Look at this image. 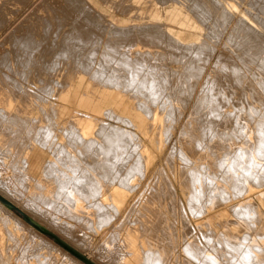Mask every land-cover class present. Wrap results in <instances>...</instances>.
<instances>
[{
    "label": "bare ground",
    "instance_id": "1",
    "mask_svg": "<svg viewBox=\"0 0 264 264\" xmlns=\"http://www.w3.org/2000/svg\"><path fill=\"white\" fill-rule=\"evenodd\" d=\"M3 1V0H2ZM7 1H9V0H4L3 1V3L2 4H0V10H4V6H6V3H7ZM11 1V0H10ZM158 1V0H157ZM162 2V3H169V2H177L178 4L179 3H182L183 4V1L182 2H180V1H178V0H159V2ZM218 1V3H216V2ZM225 1V0H224ZM243 1V0H242ZM263 1V0H262ZM61 2H63V1H61ZM65 2V1H64ZM63 2V3H64ZM158 2V3H159ZM219 2H221V1H219V0H186V5L190 8V10L192 11V12H194L195 13V15H197V17H199L203 22V24H205V23H208L207 25H208V27L207 28H209V31H208V33H207V35H206V38H204L203 39V41H195V40H192V41H189V42H184V41H182L180 38H178V37H176L175 35H173V34H171L168 30H167V28H166V26H165V24L164 23H160V22H155V21H147V22H144V23H136V24H133V25H121V24H119V23H116V24H118L119 26H120V29L122 30V35H121V32H120V34H119V37H121V39L122 38H124V41H128L129 42V44H124L123 43V40H120V41H122V43H119V44H123V45H125V46H127V48H129V49H127L128 51H129V53L126 51V50H124V53H123V51H122V49L120 50V51H122L121 53H123V54H125V56H124V58H123V61H122V64H123V68L121 67V65H120V62H119V66L121 67H117V66H115L116 68H118L117 70H115V68H111V67H107L109 70L111 69V72L109 71L108 73H109V75H108V73L106 74L107 75V78L109 77V80L107 79V82L104 80V79H102V80H104L105 82H106V84L104 85V83H103V85H104V87H106V88H109V90H107L106 92H104L105 94H103V98H104V104H98L97 102H93V101H91V102H89V103H87V102H85V99H83L82 101H80V105H82V106H85V107H92V112L91 113H87V112H84V111H78V110H71L70 112H68V115L67 116H65V118L62 116V113H59L58 111H56V110H58V108L56 109V107L54 106V107H52V108H54L53 109V111H54V114L52 113V116L50 117L49 116V113H48V116L50 117V121H48V126H50V128L52 129H50L49 127V129H50V132L52 133L51 135H50V138H47V137H49V134H48V136L45 138V140H44V143H45V141L47 140V143H48V145H45L46 147H49V148H52L53 147V149H54V151L56 150L57 152H59V157H57L56 155H54V154H52V155H54V156H56L57 157V159L56 160H58V162L57 161H55V160H51V159H48V160H45L44 162H41V164L38 166V170L40 171V170H43V172L42 173H44V174H42V175H39V173H38V175L36 176V175H34V170H35V168H36V166H34L33 165V163H32V159L30 158V159H27V157L24 155L23 157H22V154H21V156L19 157L18 155H20V153L21 152H24V151H30L31 153V155H33V151H34V146L35 145H38V143L37 144H34V143H31V144H29L27 141H25V142H27V143H23L21 140V142L22 143H16L15 141V143H11V149H13V152L12 151H8V152H10V154H11V152H12V160H11V163H12V161L13 160H15L16 161V163L19 165V168L21 167V170L24 172L23 174H25V176H24V179H25V177H26V179H28L29 180V182L30 181H34L33 183H34V187H32L33 186V184H32V182H31V184H32V186H30L29 185V187L27 188H24L23 186H20V183H22V182H20L19 180V182L18 181H14V180H12V178H10L11 180L8 182H6V181H1L0 180V193H2V192H4V194L6 195V197L10 200V201H12V202H10L9 200H7L6 198H4V197H2V196H0V198L6 203V204H8V205H10V206H14V205H16L17 207H19L21 210H23L24 212L26 211L27 213H30V216H31V213L32 214H34L35 216H37L39 219H41V218H45V219H47V223H51V224H55L56 226H58V227H60L61 226V228L62 227H65L66 226V224H64V223H66V222H64V220L62 221V217H60V211H59V209L58 208H55V205L57 204V205H66V206H68V208H69V210L71 211V212H73V216L76 218H79V219H81V218H83V219H87V220H85V221H87L88 222V220H89V222L92 220L93 221V219L90 217L92 214H95L96 216L95 217H98V218H100L101 216H102V214H103V212L101 211V213H100V210H104V209H106L105 207H107V205H108V201L109 200H119L118 202H120V205L118 206V208H119V210L121 211V208H122V205H123V203L125 202V201H127L128 200V198H129V193L130 192H132V191H135V189H136V187H137V183L135 184V183H132V179H134L133 177L135 176V175H138V177L140 176L141 178H146L147 177V175H148V171H149V163L152 161V160H155L156 158H157V155H155L152 151H151V149L150 148H148V145H146V136L151 132V130L153 129V127H155V123H156V116L157 115H160L159 113H161V114H165V118H166V121H167V125H165L166 126V128H165V132H163V134L164 135H162V136H164L163 137V139L162 138H160V137H156L157 138V143H156V145H157V148L159 149V151L162 153L164 150H165V148H166V150H167V145L168 144H172L171 145V148L170 149H168L167 151H168V154L167 155H165V162H166V165L170 168V171H172V173L175 175V176H178L179 178H181V180L182 179H184L185 178V175H189V176H186V178L187 179H190V180H192L193 181V191H195V192H193L194 194L195 193H198V195L200 196L201 195V197H202V194H204L205 192H206V190H210V189H212L211 187H214V186H216V184L214 183V181H211V182H213L214 183V186H210V182L208 183V181H209V179H211L212 180V178L214 179V178H216V179H214V180H217L218 179V176H219V172L222 170V168H223V166L226 164L225 162V160L226 159H228V158H232V157H236L239 153L237 152L238 150H240L241 149V151H242V149L243 148H240V146H239V149L238 150H236L237 149V146L235 145V143H234V141L237 139V136L239 135V134H241L242 133V135H243V133L244 132H241L242 130H243V128H247V132L249 133L253 128H254V126L256 125V127H257V125H258V127L260 126V128H261V132L263 131L262 130V128H264V126H262V124L264 123V95H261V96H257L256 95V93L258 94V91L257 90H259V88H260V90L262 91H259L260 92V94L262 93V94H264V28H263V31L261 30V28L264 26V25H262L261 24V21L260 20H258L257 19V16H253V21L252 22H246L245 20L246 19H241L240 20V22H239V24H238V22H236L235 23V25H237V26H239V25H241V27L240 28H242L245 24V26H246V34H244L245 36H243V37H241V39L239 38L240 36H239V33H241L240 31H239V33L237 34L238 35V37L237 38H239L240 40H238L239 42H238V45H236L237 47H239V43H240V47L239 48H241V50H243V48L245 47V45H247V46H249V48H248V51H249V49H250V51L249 52H251V50H252V48H255L254 50L256 51H254L255 52V54H256V56H257V54H258V58L260 59V63H259V65H257L255 68H253L252 66H251V71L253 72V78H254V80H256L257 78H259L258 79V81H256L257 82V84H258V86H257V84L255 85L256 87H259V88H257L256 90L254 89L255 87H253L252 85L254 84V82H253V84L252 83H250V85H248L247 83H244L246 80L248 81L249 80V78H247L245 81H244V77H243V75H240L241 73H240V71H239V69H237V68H235V66H233L231 63H230V60H227L228 59V54H230V53H228L227 54V56H226V58L227 59H225V57L223 56V54L225 53L224 51L226 50V48H225V50L223 51L224 53L223 54H219L218 53V57H217V59H215V63L213 64V67L208 71V69H207V67H208V63H209V60H211V58H212V56H213V52H214V49L215 48H212L213 46H211V45H214V44H212L211 42H214L215 40H216V38H218V37H215V36H219V35H221L223 32H221V34H218V33H220L219 32V29H220V25H219V23H220V21L222 20L221 18H219L220 16L219 15H221L220 13H218L217 14V7H222V5L220 6V4H219ZM12 3V2H11ZM56 3V2H55ZM67 3V2H66ZM72 2H70V7H71V5H73V4H71ZM215 3L218 5L219 4V6H217V5H215ZM228 3V2H227ZM242 3V2H241ZM251 3V2H250ZM256 3V2H255ZM5 4V5H4ZM68 4V3H67ZM67 4H66V7H67ZM164 4H162V5H164ZM221 4H223L222 2H221ZM252 4V3H251ZM260 4V3H259ZM4 5V6H3ZM12 5V4H11ZM160 5V4H159ZM224 5V4H223ZM237 5V4H236ZM245 5V4H244ZM52 5H50V7H51ZM63 6V5H62ZM61 6V7H62ZM74 6V5H73ZM217 6V7H216ZM225 6V5H224ZM238 6V5H237ZM259 6V5H258ZM49 7V6H48ZM57 7V6H56ZM59 7V6H58ZM60 7V8H61ZM70 7H68V9H69V11L67 10V9H65V11L68 13H70L71 11H70ZM240 7V6H239ZM253 7V6H252ZM52 8V7H51ZM63 9H64V7H62ZM76 8V7H75ZM253 8H255V7H253ZM46 9V8H45ZM59 9V8H58ZM58 9H54L55 11H57ZM74 9V8H73ZM219 9V8H218ZM223 9L224 8H222V11H223ZM37 10V9H36ZM47 10H49V8L47 9ZM52 10H53V8H52ZM72 10V9H71ZM245 10H247V9H244L243 10V8H242V11H245ZM261 10H262V8H261ZM263 10H264V8H263ZM50 11H51V9H50ZM59 11H60V9H59ZM65 11L63 10V12H64V14H65ZM73 11H75V10H73ZM79 11V10H78ZM81 11V10H80ZM219 11H221V10H219ZM225 11V10H224ZM4 12H5V10H4ZM3 12V13H4ZM27 12V11H26ZM53 12V11H52ZM51 12V13H52ZM62 11H60V12H58V14L59 13H61ZM62 12V13H63ZM87 12V17H88V11H86ZM250 12H252V11H248V13H250ZM261 12H263V11H261ZM6 13H7V11H6ZM57 13V12H56ZM67 13H66V15H67ZM82 13H84L83 11H82ZM81 13V14H82ZM227 13H229L230 14V11H228ZM227 13H225L227 16H228V20H229V17L231 18V16L230 15H234V13L232 14V12H231V14L230 15H228ZM264 13V12H263ZM27 14H28V12H27ZM30 14V13H29ZM50 14V13H49ZM49 14L47 13V15L49 16ZM74 14L75 13H73L71 16H72V18H70V15H69V17L68 16H66V15H63V16H65V17H63L62 16V14H59V15H57V14H55L54 12L52 13V15H51V18H52V16H53V18H52V20H54V21H52V20H50L51 18H50V16H49V18H48V20H49V22L51 23V22H55V19H56V21H57V19H60V21H57V22H59L58 23V25L57 26H62V27H64L65 25L63 24H61V18H63V21L64 22H67L68 20H71V22H73L72 21V19L74 20L75 19V16H74ZM79 14V13H78ZM85 14V13H84ZM223 14V13H222ZM236 14V13H235ZM1 15V14H0ZM3 15V14H2ZM76 15V14H75ZM83 15V14H82ZM81 15V16H82ZM90 15V14H89ZM224 15V14H223ZM226 15H224V16H226ZM249 15H252V14H249ZM41 16H43V15H41ZM78 16V15H77ZM79 16H80V14H79ZM80 16V17H81ZM92 16V18L94 17V15L92 14L91 15ZM219 16V17H218ZM237 16V15H236ZM242 16V15H241ZM260 16V15H259ZM3 17V16H2ZM25 17V16H24ZM44 17H47V16H44ZM74 17V18H73ZM143 17V16H142ZM222 18H223V16H221ZM67 18V19H66ZM77 18V17H76ZM86 18V17H85ZM146 18V17H145ZM218 18L219 19H221L219 22H218V25L220 26L219 27V29L217 28V20H218ZM233 18V17H232ZM235 18V17H234ZM241 17H238V19H240ZM243 18H244V16H243ZM261 18H262V16H261ZM47 19V18H46ZM78 19V21H81V20H79V18H77ZM81 19V18H80ZM87 19V18H86ZM95 19V18H94ZM260 19V18H259ZM3 20H4V17H3ZM40 20H43V19H40ZM66 20V21H65ZM76 20V19H75ZM89 20H90V22L92 21L91 20V17L89 16L88 17V22L86 23L85 21V23L84 22H79V23H75V22H73V25H68L67 26V28L69 27V28H71V29H73V31L75 30V31H80V30H82V29H90L91 28V24H90V22H89ZM197 20V19H196ZM212 20V21H211ZM223 20H224V18H223ZM228 20H226V22L228 21ZM2 21V20H1ZM26 21V20H25ZM44 21V20H43ZM102 21V20H101ZM230 21V20H229ZM232 21V20H231ZM231 21H230V23H231ZM234 21V20H233ZM262 21H263V19H262ZM32 22V21H31ZM30 22V23H31ZM39 22L40 21H38V24H39ZM44 22H47V21H44ZM49 22H47V23H49ZM56 22V23H57ZM70 21H68L67 23H69ZM70 22V23H71ZM77 22V21H76ZM111 22V21H110ZM223 22V21H222ZM226 22H225V24H226ZM2 23V22H1ZM29 23V26L33 23H31L30 24ZM47 23H45L44 24V26L45 27H43V24L42 23H40V25L42 26V28L43 29H45L46 27H49V26H52L53 27V25L55 24H52V25H49V24H47ZM69 23V24H70ZM112 23V22H111ZM224 23V22H223ZM38 24H36V26L38 25ZM90 24V25H89ZM104 24V23H103ZM110 24V23H109ZM220 24H222V23H220ZM37 26V30L39 29V28H41V26ZM55 25V26H56ZM93 25H95V24H93ZM98 25H99V23H98ZM111 26H112V24H110ZM115 25V24H114ZM113 25V26H114ZM117 25V26H118ZM223 25V24H222ZM226 25H228V24H226ZM230 25V24H229ZM262 25V26H261ZM33 26H35V24L33 23ZM118 26V27H119ZM244 26V27H245ZM26 27H28V26H26ZM32 27V26H31ZM60 27H54V28H56V30L57 29H59ZM62 27L60 28V29H62ZM66 27V26H65ZM64 27V28H65ZM93 27V26H92ZM97 27V26H96ZM96 27H94L95 29L94 30H99L100 28H97L96 29ZM100 27V26H99ZM116 27V26H115ZM122 27V28H121ZM127 29H126V28ZM224 27V26H223ZM243 27V28H244ZM30 28V27H29ZM29 28H28V30H29ZM64 28L62 29V30H64ZM66 28V29H67ZM68 28V29H69ZM107 28V27H106ZM126 30H124V29ZM233 28H235V27H233ZM237 28V27H236ZM235 28V29H236ZM31 29V28H30ZM32 29H35V27H32ZM31 29V30H32ZM77 29V30H76ZM108 29V28H107ZM111 29V28H110ZM218 29V30H217ZM225 29V28H224ZM223 28H222V30L223 31H225ZM228 29V28H227ZM49 31H48V34L50 33V32H53V31H51V30H53V29H48ZM55 30V31H56ZM70 30V29H69ZM86 30H84V31H86ZM92 30H93V28H92ZM101 30H103L102 28H101ZM114 30V29H113ZM112 30V31H113ZM119 29H117V31H118ZM120 30V31H121ZM189 30V29H188ZM232 30V29H231ZM243 30H245V29H243ZM242 30V31H243ZM34 31V30H33ZM32 31V32H33ZM36 31V30H35ZM43 32H44V30H42ZM47 31V30H46ZM65 31V30H64ZM78 31V32H79ZM83 31V30H82ZM218 31V32H217ZM235 31H237L238 32V28H237V30H235ZM235 31H234V33H235ZM56 32H61V31H56ZM55 32V33H56ZM66 32V31H65ZM77 32V33H78ZM92 32V31H91ZM94 32V31H93ZM92 32V33H93ZM98 32V31H97ZM34 33V32H33ZM37 33V32H36ZM41 33V32H40ZM47 33V32H46ZM55 33L53 32L51 35H55ZM58 33V34H59ZM64 33V32H63ZM68 33V32H67ZM69 33H71L72 34V32H69ZM68 33V34H69ZM74 33H76V32H74ZM76 33V34H77ZM86 33V32H85ZM112 33V32H111ZM111 33H108L107 35H109V34H111ZM113 33H115L114 34V36H116L119 32H117V34H116V31H114ZM230 33H231V31H230ZM242 33H244V31L242 32ZM12 34L13 33H11V37L9 36L8 37V39L10 38V39H14V40H12L13 42H11L12 43V45H13V43H15V45H18L17 43H18V41H17V37L15 38V36H12ZM57 34V33H56ZM57 34V35H58ZM84 34V33H83ZM88 34H90V32L88 31ZM96 34H98V33H96ZM95 33H94V35H96ZM104 34V33H103ZM103 34H102V36H103ZM204 34V33H203ZM224 34V33H223ZM222 34V35H223ZM32 35V34H31ZM31 35H29V36H31ZM45 35V34H44ZM53 35V36H54ZM72 35H74V34H72ZM80 35H81V33H80ZM91 35V34H90ZM93 35V34H92ZM100 35V34H99ZM112 35V34H111ZM111 35H109V37L111 36ZM222 35H221V37H222ZM230 35V34H229ZM228 35V36H229ZM6 36V35H5ZM24 36V35H23ZM26 36H28V35H26ZM28 36V37H29ZM59 36V35H58ZM68 36V35H67ZM82 36V35H81ZM81 36H77V37H80V38H78L77 40H82V38H81ZM88 37H86V39H88V41L90 40L89 38V35H87ZM114 36H112V37H114ZM123 36V37H122ZM234 36H236L235 34H234ZM14 37V38H13ZM35 37V36H34ZM45 37V36H44ZM46 37H48V35L46 36ZM45 37V38H46ZM49 37H50V34H49ZM52 37V36H51ZM54 37H57L56 35L54 36ZM52 38V39H50L49 38V40H51L52 42H53V40L55 39V38ZM69 37V36H68ZM73 37V36H72ZM83 37V36H82ZM93 37V36H92ZM91 37V38H92ZM104 37H105V34H104ZM104 37H102L103 39H104ZM108 37V36H107ZM107 37H106V39H107ZM108 37V38H109ZM117 38V40H119L120 38L118 37V35L116 36ZM231 37V36H230ZM228 38V40H227V44H228V42H229V40L231 39V38ZM233 37V36H232ZM29 38H33V37H29ZM29 38H27V39H24L23 41H22V43H23V45H25V47L26 46H28V49H29V46L33 43L32 41H36V39L37 38H39V35H37V38L35 37L34 38V40H32V41H30V39ZM59 38V37H58ZM67 38V37H66ZM84 38V37H83ZM100 38V37H99ZM111 38V37H110ZM107 39L108 41L106 42L105 40V42H106V45H107V47L105 46V48H107L108 49V54H107V59H109L108 58V56L111 54V56H112V58L113 59H111V63H113L112 62V60L114 61V65H115V61H116V59H117V57H116V59L114 60V56H116V51L118 50V48H117V50H116V48H115V50H113L114 49V46H116V45H118V43H117V40H115V38H112V39ZM119 38V39H118ZM213 38H215L214 39V41H212L213 40ZM236 38V37H235ZM4 39V38H3ZM7 39V38H6ZM18 39H19V37H18ZM40 40H41V38H39ZM61 39V38H60ZM65 39V38H64ZM76 39V38H75ZM75 39H73L74 41H76ZM85 39V38H84ZM83 39V40H84ZM224 39V38H223ZM63 40V39H62ZM72 40V39H71ZM79 40V42H82V41H80ZM97 40V39H96ZM218 40V39H217ZM215 41V44H216V42L217 43H219L218 41ZM30 41V42H29ZM34 41V42H35ZM68 41V40H67ZM66 40H63V41H59V42H54V43H56L55 45L57 46L56 48H55V46H54V48H55V50L56 51H63V49L64 48H66V47H68V48H70L69 47V45L71 46V42L70 41H68L67 42ZM73 41V42H74ZM85 41V40H84ZM94 41V40H93ZM92 41V42H93ZM98 41V40H97ZM104 41H103V44H104ZM115 41H116V43H115ZM230 41H232V40H230ZM9 42V41H8ZM17 42V43H16ZM20 42V44H22L21 43V41H19ZM73 42H72V45H73ZM101 42V41H100ZM128 42H125V43H128ZM224 42V41H223ZM234 42H236L237 43V41H233V43ZM38 44H39V40H38V42H37ZM84 43H86V42H84ZM88 43H90V41L89 42H87V44ZM221 43V42H220ZM219 43V44H220ZM226 42H224V44H225ZM230 43V42H229ZM233 43H232V46H233ZM235 43V44H236ZM19 44V45H20ZM37 44V45H38ZM81 44V43H80ZM211 44V45H210ZM17 46L16 48H18V47H20L21 48V46ZM34 45H36V42L34 43ZM86 45V44H85ZM75 45H73V47H74ZM99 46V45H98ZM101 46V45H100ZM223 47H224V45H222ZM228 46H230V44L228 45ZM231 46V47H232ZM242 46H243V48H242ZM15 47V46H14ZM13 47V48H14ZM24 47V46H23ZM35 47V46H34ZM38 47V46H37ZM72 47V46H71ZM81 47H83V46H81ZM95 47V46H94ZM117 47V46H116ZM215 47V46H214ZM227 47V46H226ZM12 48V47H11ZM27 48V47H26ZM25 48V51H26V53H27V50L28 49H26ZM39 48V47H38ZM78 48V46H76V49ZM86 48V47H85ZM91 48V47H90ZM120 48H121V45H120ZM123 48V47H122ZM221 48V47H220ZM19 49V48H18ZM23 49V48H22ZM32 49H34V48H32ZM72 50H73V48H71ZM71 49H70V51H71ZM84 49V48H83ZM96 49V48H95ZM227 49L229 50V48L227 47ZM237 49V48H236ZM67 50V49H66ZM69 50V49H68ZM90 50V49H89ZM106 50V49H105ZM104 50V51H105ZM222 50L223 49H221V51L220 52H222ZM235 50V49H234ZM233 49H232V51H234ZM239 50V49H238ZM245 50H246V48H245ZM244 50V51H245ZM10 51H11V49H10ZM15 51H17V50H13V52H15ZM19 51V50H18ZM17 51V52H18ZM22 51V50H21ZM39 51V50H38ZM38 51H35V52H38ZM54 51V50H53ZM69 51V52H70ZM77 50H74V52H76ZM115 51V52H114ZM120 51L118 50V54L120 53ZM230 51H231V49H230ZM231 51V52H232ZM235 51H237V50H235ZM6 52V51H5ZM12 52V51H11ZM15 53V55L16 54H18V53ZM30 52H32V51H30ZM29 52V53H30ZM66 52V51H65ZM68 52V51H67ZM72 52V51H71ZM113 52L115 53V55L113 54ZM127 54H126V53ZM171 53L172 55H171V57H170V59L168 58V60H167V58L166 57H169V56H167L165 53ZM218 52V51H217ZM227 52V51H226ZM242 52V51H241ZM254 52L252 53V56H253V54H254ZM8 52H6V54H7ZM10 53V52H9ZM22 53L23 54H25L26 55V53L24 52V50L22 51ZM29 53H27V54H29ZM33 53V52H32ZM31 53V54H32ZM39 53V52H38ZM41 53V52H40ZM39 53V54H40ZM54 53V52H53ZM58 53V52H57ZM57 53H54V54H57ZM64 52H62V54H63ZM77 53H79L78 51H77ZM81 53V52H80ZM110 53V54H109ZM170 53H169V55H170ZM215 53V52H214ZM245 54L246 53H248L247 52V50L244 52ZM20 54H21V52H20ZM23 54L20 56V58H21V60L23 59V57H25V55L23 56ZM30 54V56L32 57L33 56V58H35L34 56L35 55H31ZM35 54V53H34ZM42 54V53H41ZM68 54V56L70 55L69 53H67ZM74 54V53H73ZM84 54H86V52L84 53ZM92 54V53H91ZM117 54V55H118ZM236 54H238V51H237V53ZM9 55V57L11 56V54H8ZM13 55V54H12ZM64 55V54H63ZM62 55V56H63ZM71 55H72V53H71ZM83 55V54H82ZM87 55V54H86ZM95 55V54H94ZM103 55V54H102ZM106 55V54H105ZM231 55V54H230ZM240 55V54H239ZM248 55H249V53H248ZM2 56V55H1ZM5 56V55H4ZM19 56H17L18 58H19ZM27 56V55H26ZM29 56V57H30ZM41 56V55H40ZM40 56H38L39 57V59H40ZM59 56V55H58ZM57 56V58H59ZM61 56V57H62ZM84 56V55H83ZM119 56H121L120 54H119ZM237 56V55H236ZM241 56H243V53H241ZM240 56V57H241ZM246 56V58H249V57H247V55H245ZM251 56V58H254V57H252ZM256 56H255V58H256ZM60 57V58H61ZM71 57V56H70ZM78 58H81L82 56L80 55V56H77ZM84 57H86V56H84ZM83 57V58H84ZM91 57V56H90ZM96 57V56H95ZM104 57V56H103ZM122 57H123V55L121 56V59H122ZM240 57H238V60H239V58ZM244 57V56H243ZM11 58H12V56H11ZM17 58V59H18ZM41 58H42V56H41ZM44 58V57H43ZM75 57H73V55H72V59H74ZM82 58V59H83ZM87 58H88V56H87ZM99 58V57H98ZM102 58V57H101ZM120 58V57H119ZM119 58L117 59V60H119ZM258 58H256V59H258ZM2 59V58H1ZM5 59V58H4ZM3 59V60H4ZM7 59L9 60L10 58H8L7 57ZM7 59H6V62L9 64L10 62H11V60H9V61H7ZM12 59H14V58H12ZM26 59H27V57H26ZM77 59V58H76ZM104 59V58H103ZM106 59V58H105ZM104 59V60H105ZM110 59H109V61H110ZM231 59V58H230ZM232 59H234L233 57H232ZM15 60H16V58H15ZM14 60V61H15ZM24 60V59H23ZM22 60V61H23ZM28 60V59H27ZM35 61L37 60V59H34ZM77 60H80V59H77ZM84 60V59H83ZM92 60V59H91ZM95 60V59H94ZM241 60L244 62L245 61V59H242L241 58ZM19 61L20 60H18L16 63H19ZM31 61H33L32 60V58H31ZM41 61V63H43V61L42 60H40ZM46 61V60H45ZM74 61H76L75 59H74ZM73 61V62H74ZM88 61V60H87ZM96 61V60H95ZM109 61H107V62H109ZM121 61V60H120ZM165 61H166V63H165ZM213 61V60H212ZM240 61V60H239ZM241 61V62H242ZM247 61L248 62H250V60L249 59H247ZM247 61H245L244 63H245V65L248 63ZM257 63H256V62ZM253 60L252 62L254 63V64H258V61L257 60ZM24 63L26 62V61H23ZM22 62V64L21 63H19V64H21V67H22V65L24 64ZM39 62V61H38ZM77 62V61H76ZM80 62V61H79ZM91 62H93V61H91ZM154 62V63H153ZM168 62V63H167ZM235 63H236V65H237V62L236 61H234ZM242 62V63H243ZM247 62V63H246ZM3 63H4V61H3ZM2 63V64H3ZM7 63H5L6 64V66L8 67V66H10V65H7ZM29 63H31V65H32V62H29ZM36 63V62H35ZM40 63V62H39ZM47 63V62H46ZM82 63H84V62H82ZM99 63V62H98ZM111 63H109V64H111ZM212 63V62H211ZM0 64H1V62H0ZM26 64V63H25ZM27 64H28V62H27ZM26 64V65H27ZM33 64H34V62H33ZM56 64V63H55ZM75 64V63H74ZM107 64V63H106ZM117 64V63H116ZM16 65V67H18V65L17 64H15ZM15 65H14V67H15ZM25 65V66H26ZM30 65V64H29ZM28 65V66H29ZM38 67H40L39 65H38V63L36 64ZM49 65V64H48ZM108 65V64H107ZM107 65H105V66H107ZM235 65V64H234ZM250 63H249V67H250ZM1 66V65H0ZM3 66H5L4 64H3ZM5 66V67H6ZM12 66V65H11ZM109 66V65H108ZM238 66H239V63H238ZM7 67H6V69H7ZM13 66H12V68H14ZM14 68V69H16V71H17V68ZM24 67V66H23ZM44 67V66H43ZM98 67H100V66H98ZM97 67V68H98ZM103 67V66H102ZM114 67V66H113ZM245 67V66H244ZM248 67V65L246 66V68ZM248 67V68H249ZM1 68H2V66H1ZM45 68V67H44ZM94 68V67H93ZM209 68V67H208ZM240 68H241V66H240ZM247 68V69H248ZM13 69V70H14ZM25 69V68H24ZM54 69H56V68H54ZM82 69V68H81ZM85 69V68H84ZM107 69V70H108ZM246 69V70H247ZM3 70H5V68L3 67ZM10 70V69H9ZM27 70V69H26ZM95 70V69H94ZM98 70H100V71H102V73L103 74H105L104 72H103V68H102V70H101V68L100 69H98ZM105 70V69H104ZM241 70H243V68L241 69ZM249 70V69H248ZM247 70V71H248ZM1 72H0V85H4L5 84V82H3L2 83V81H4V80H6V82L8 81V79H9V81L10 82H15L17 79H14L11 75H9L8 73H6L7 75H8V78H7V76H5L4 74V71H3V73H2V70H0ZM42 71V70H41ZM87 71V70H86ZM90 71V70H89ZM96 71V70H95ZM99 71V72H100ZM13 72V71H12ZM18 72V71H17ZM29 72V71H28ZM46 72H47V70H46ZM51 72V71H50ZM244 72V71H243ZM242 72V73H243ZM252 72H251V74H252ZM30 73V72H29ZM90 73V72H89ZM94 72H92V74H93ZM141 74L142 76V79H136V76L138 75V74ZM240 73V74H239ZM244 73H246V72H244ZM243 73V74H244ZM249 73H250V70H249ZM18 74V73H17ZM26 74H28L27 73V71H26ZM25 72H24V74H22V77H24L25 75ZM37 74V73H36ZM43 74V73H42ZM95 74V73H94ZM98 74V73H97ZM102 74V75H103ZM137 74V75H136ZM139 74V75H140ZM250 74V76H252ZM24 75V76H23ZM39 75V74H38ZM50 75V74H49ZM49 75H45V77H48ZM105 75V76H106ZM136 75V76H135ZM247 75V74H246ZM27 76V75H26ZM25 76V77H26ZM24 77V78H25ZM41 77V76H40ZM39 77V78H40ZM95 77V76H94ZM93 77V78H94ZM247 77H249V76H247ZM7 78V79H6ZM26 78H28V77H26ZM38 78V77H37ZM100 78V77H99ZM106 78V77H105ZM140 78V77H139ZM244 78V79H243ZM43 79V78H42ZM47 79V78H46ZM97 79V78H96ZM24 81H25V79H23ZM45 80V79H44ZM98 80H100V79H98ZM101 80V81H102ZM18 81V80H17ZM48 81V80H47ZM246 81V82H247ZM8 83V84H10V86H11V84L12 83ZM27 82V81H26ZM250 82V81H249ZM6 83V84H7ZM16 83V85L14 86V87H16V86H19V83L18 82H15ZM21 83V82H20ZM40 83H42V82H40ZM45 83V82H44ZM7 84V85H8ZM14 84V83H13ZM12 84V85H13ZM18 84V85H17ZM51 83H49V85H50ZM102 84V83H101ZM139 85V84H141L143 87L145 86L146 87V96H144L143 94L142 95H140V94H136L135 93V90L133 91L132 89V91L131 90H129V89H127L129 86H131V88H132V85ZM24 85V84H23ZM22 84H21V86H23ZM46 85V84H45ZM52 85V84H51ZM148 85V86H147ZM6 86V85H5ZM41 86H43V85H41ZM48 86V85H47ZM101 86V85H100ZM140 86V85H139ZM139 86L136 88V89H138L139 88ZM3 87L4 86H0V105H6V106H3V108H0V114H1V112H2V110L4 111V112H6L8 115L9 114H12V116H16V114L15 113H18V111L20 112L21 110H22V108L21 107H23L24 105H25V103L26 102H24V105L23 104H21V106H20V108H21V110L19 109L18 111H17V106H18V104H17V106H15V102H14V100H13V102H12V100L11 101H8L7 100V104H6V102L4 101V99H6V96L7 95H9L10 93H12L11 91H10V93H8V91L12 88V90L14 89H16V88H18V87H16V88H14V87H10V89H9V85H8V90L7 91H5L4 89H3ZM6 87H5V89H6ZM26 87H28V86H25V90H26V92H30V90L29 91H27V89H26ZM53 87V86H52ZM135 87V86H134ZM23 88V87H22ZM41 88V87H40ZM46 88V87H45ZM28 89H30V88H28ZM42 89V88H41ZM144 89V88H143ZM142 89V90H143ZM13 90V91H14ZM18 90V89H17ZM23 91H25L24 89H22ZM44 90V89H43ZM49 90V89H48ZM105 90V89H104ZM131 91L132 93H129V92H127V91ZM35 91V90H34ZM53 91V90H52ZM122 91H123V93H125V95H124V98H123V100H121V98H120V95L122 94ZM145 91V90H144ZM144 91H143V93H144ZM19 92H21L20 91V89H19ZM31 92H32V89H31ZM138 92H139V90H138ZM13 93H15V92H13ZM12 93V96L11 97H13V94ZM22 93V92H21ZM32 93H34V92H32ZM45 93V92H44ZM49 93V92H48ZM140 93H142L141 91H140ZM17 94V93H16ZM36 94V95H35ZM35 94H31V95H29V93H28V95L29 96H32V98L33 99H35L34 100V102L36 103L37 101H39L40 100V98H41V96H40V98L39 99H36V98H34V96L33 95H35V97H37V92L35 93ZM21 95H25V94H21ZM27 95V94H26ZM40 95H42V94H40ZM62 95V94H61ZM15 96V95H14ZM39 96V95H38ZM19 97V96H18ZM28 97V96H27ZM42 97H43V95H42ZM61 97V96H60ZM69 97V95L66 93V92H64V95H63V97L62 98H68ZM9 98V97H8ZM22 98H23V96H22ZM25 98H26V96H25ZM24 98V99H25ZM28 98H30L31 99V97H28ZM38 98V97H37ZM47 98V97H46ZM70 98V97H69ZM12 99V98H11ZM27 99V98H26ZM43 99H44V97H43ZM87 99V98H86ZM10 100V99H9ZM19 100V99H18ZM23 100V99H22ZM28 100V99H27ZM26 100V101H27ZM37 100V101H36ZM48 100H49V98H48ZM47 100V101H48ZM21 101V100H20ZM29 101V100H28ZM28 101H27V103H28ZM31 101H33V100H31ZM41 101V100H40ZM44 101V100H43ZM43 101H41V102H43ZM46 102V101H45ZM49 102V101H48ZM68 102H69V100H68ZM31 103V102H30ZM32 105L34 104V103H31ZM30 104V105H31ZM48 104V103H47ZM257 104V105H256ZM259 104H260V106H259ZM37 105V104H36ZM37 106H39L40 107V105H39V103H38V105ZM43 106V105H42ZM41 106V107H42ZM53 106V105H52ZM34 107H35V104H34ZM33 107V108H34ZM32 108V107H31ZM49 108V107H48ZM47 108V109H48ZM40 109H42V108H40ZM39 109V110H40ZM44 109V108H43ZM30 110V109H29ZM53 111H51V112H53ZM23 112H26V110L24 111L23 110ZM29 112V114H30V112L31 111H27V113ZM47 112V111H46ZM49 112V111H48ZM3 113V112H2ZM6 113H4V114H6ZM20 113H22V112H20ZM20 113H18V115L20 114ZM42 113H43V111H42ZM3 114V115H4ZM28 114V115H29ZM32 114V113H31ZM2 114L0 115V117H2L3 116ZM34 115V114H33ZM33 115H31V118H32V116ZM40 115V114H39ZM7 115H4V117H6ZM11 116V117H12ZM23 116V115H22ZM30 116V115H29ZM28 116V117H29ZM47 115H46V117L47 118H49ZM9 117V116H8ZM20 117V116H19ZM46 117H43L44 119L46 118ZM21 118V117H20ZM20 118H19V120H20ZM27 118V117H26ZM2 119V118H1ZM0 119V121H2ZM7 119V118H6ZM13 119V118H12ZM16 118L14 117V120H15ZM23 118H21V120H22ZM33 119H34V117H33ZM32 119V121H31V119L29 118H27L26 119V121H25V119H24V121H23V123L25 124H27V123H31V122H33L34 120ZM39 119V118H38ZM263 119V120H262ZM10 120V119H9ZM18 120V121H19ZM35 120H37L36 118H35ZM40 120H41V118L38 120L39 122H40ZM47 120H49V119H46V121ZM4 121H5V119H4ZM13 120H11V122H12ZM17 121V122H18ZM38 121H36L35 123L37 124L38 123ZM260 121H262L261 123H260ZM20 122L21 121H19L18 123L20 124ZM42 122H44V120H42L41 121V124H42ZM4 123V122H3ZM8 123V122H7ZM14 123V122H13ZM18 123H16L17 125H18ZM46 123V122H45ZM52 124V126L51 125H49V124ZM181 123V125H180V129H179V133H178V135H177V137L174 135V133L172 132V129H173V127L175 126V125H177V124H180ZM1 124V123H0ZM6 124V123H5ZM11 124V123H10ZM16 124H14L15 126H16ZM22 124V123H21ZM20 124V126H19V131L21 130V133H22V131L25 129V127H24V129L22 130V129H20V127L22 126ZM2 125V124H1ZM28 125V124H27ZM27 125H25L26 126V128H27ZM32 125V124H31ZM264 125V124H263ZM6 126V125H5ZM4 126V127H5ZM8 126V125H7ZM10 126V125H9ZM12 126V125H11ZM24 126V125H23ZM23 126L21 127V128H23ZM45 126H47V125H45ZM1 127V126H0ZM33 127V126H32ZM159 127L160 126H158V128H157V133L158 134H160L161 132H160V129H159ZM9 128V127H8ZM28 128H30V127H28ZM34 128V127H33ZM45 128V127H44ZM43 128V129H44ZM47 128V129H48ZM175 128V127H174ZM241 130H239V129ZM242 128V129H241ZM260 128H258V129H260ZM12 129V128H11ZM10 129V130H11ZM15 129H17V128H15ZM32 129V128H31ZM237 129L241 132V133H239L238 135H237V133L236 132H239V131H237ZM257 129V130H258ZM1 130H3V128L1 129ZM6 130H7V128H6ZM6 130H4V131H6ZM9 130V129H8ZM28 130V129H27ZM34 130V129H33ZM64 130H65V132H64ZM3 131V132H4ZM12 132H13V129L11 130ZM10 132V131H9ZM16 132V131H15ZM14 132V133H15ZM26 132V131H25ZM178 132V131H177ZM253 132V131H252ZM258 132H260V131H258ZM260 132V133H261ZM16 133H18V131L16 132ZM256 133V132H255ZM4 134H7V132H4ZM9 134V133H8ZM20 134V133H19ZM19 134H17L15 137L17 138V136L19 135ZM30 134H31V132H30ZM41 134H42V132H41ZM259 134V133H258ZM3 135V134H2ZM21 135V134H20ZM23 135V134H22ZM44 135V134H43ZM245 135V134H244ZM249 135V134H248ZM247 135V136H248ZM255 135H257V134H255ZM259 135H261V134H259ZM258 135V136H259ZM4 136V135H3ZM8 136V135H7ZM39 136H42V135H40L39 134ZM39 136H38V138H39ZM240 136V135H239ZM15 137H12V138H15ZM20 137V136H19ZM28 137H30V136H28ZM27 137V138H28ZM37 137V136H36ZM125 137V138H124ZM176 137V138H175ZM245 137H246V135H245ZM0 138H2L1 137V132H0ZM5 138H6V136H5ZM11 138V137H10ZM24 137H22L21 139H23ZM258 138H260V137H258ZM257 137H256V140L258 139ZM17 139H20V138H17ZM32 139H34L33 137H32ZM41 139H43V138H41ZM40 138H39V140H40V142H42L43 140H41ZM231 139H232V141H231ZM244 139H247L248 140V138H244ZM261 139H262V136H261ZM264 139V138H263ZM11 140V139H10ZM14 140V139H13ZM16 140V139H15ZM25 140H26V138H25ZM35 140V139H34ZM48 140H49V142H48ZM229 140V142L231 141V143L229 144V142H228V144L229 145H227V141ZM242 140V139H241ZM246 140V141H247ZM251 140V139H250ZM249 140V141H250ZM12 141V140H11ZM24 141V140H23ZM31 141V140H30ZM37 142H39L38 140H36ZM238 141V140H237ZM236 141V142H237ZM255 141V140H254ZM258 141H260L259 139H258ZM262 141H264V140H261L260 142H262ZM19 142V141H18ZM243 142H245V141H243ZM257 142V141H256ZM259 142V143H260ZM7 143V142H6ZM251 143V142H250ZM2 144V143H1ZM0 144V145H1ZM10 144V143H9ZM42 144V143H41ZM242 144V143H241ZM244 144V143H243ZM252 144H254V142H252ZM233 145H235L236 146V152L234 151V149H233ZM238 145V144H237ZM7 146H9L8 144H7ZM45 146H43V147H45ZM257 146V147H256ZM255 147L257 148V149H260L262 146H263V148H264V143H261L260 144V146L261 147H259V144L258 145H256ZM3 147V146H2ZM242 147H243V145H242ZM249 147V146H248ZM48 148V149H49ZM168 148H169V146H168ZM235 148V147H234ZM251 148V147H250ZM255 148V149H256ZM4 149V148H3ZM2 149V150H3ZM5 149H7V147H5ZM9 149V148H8ZM244 149H246V148H244ZM249 149V148H248ZM253 150H255L254 149V147L252 148ZM260 150H262V149H260ZM264 150V149H263ZM21 151V152H20ZM51 151H52V149H51ZM240 151V152H241ZM250 152L251 154H252V150L250 149V150H244V152L243 153H245V152ZM248 152L247 153H245V154H248ZM254 152V151H253ZM257 152V151H256ZM259 152V151H258ZM166 153V152H165ZM249 153V154H250ZM260 153H263V151L262 152H260ZM6 154V153H5ZM8 154V156H9V153H7ZM56 154V153H55ZM237 154V155H236ZM241 154V153H240ZM248 154V156L249 157H251V156H253V155H249ZM258 154V153H257ZM236 155V156H235ZM242 155V154H241ZM260 155V154H259ZM258 155V156H259ZM263 154H261V156H262ZM240 156V155H239ZM257 156V157H258ZM264 156V155H263ZM262 156V157H263ZM4 157H6L5 155H4ZM10 157V156H9ZM26 157V158H25ZM164 157V156H163ZM243 157H244V155H243ZM247 157V156H246ZM247 158L248 160L250 159V158ZM254 157V156H253ZM260 157V156H259ZM258 157V158H259ZM237 158H238V156H237ZM40 159V158H39ZM42 159V158H41ZM40 159V160H41ZM176 159H178V161L180 162V163H176ZM239 159H241V158H239ZM239 159H237V162H238V160ZM251 159L253 160V158L251 157ZM262 160H263V158H261ZM3 160V159H2ZM229 161H230V159H228ZM234 160V159H233ZM252 160H250V161H252ZM256 160V159H255ZM1 161V160H0ZM232 161V160H231ZM240 161V160H239ZM244 161V163H246L247 162V160L245 161V160H243ZM235 162H236V160H235ZM242 162V161H241ZM249 162V161H248ZM248 162L246 163V166L247 165H249L250 166V168L253 166L252 164H253V162L251 163V165H250V163L248 164ZM15 163V162H14ZM22 163V165H20V164ZM228 163V162H227ZM232 163H234V162H232ZM240 163V162H239ZM258 162L256 161V164H257ZM13 164V163H12ZM259 164V163H258ZM257 164V165H258ZM263 164V163H262ZM52 166V168L54 167L55 169L53 170L52 168V170L55 172H53L52 174H50L51 172H48V167H51ZM234 164H232L231 166H233ZM257 165H255V163H254V166H256V168L258 167V171L256 170V173H255V175H257L256 176V179H257V177H259V176H261L259 179H257L258 180V182H260L261 180L260 179H264V172H262V170H259V165H260V168H261V166H263V165H261V163L257 166ZM12 166V165H11ZM163 166V165H162ZM226 167L228 166V165H225ZM242 166H244V168H245V165H242ZM241 166V167H242ZM249 166H247L246 168L247 169H249ZM254 166H253V168H254ZM159 167V166H158ZM230 167V166H229ZM228 167V168H229ZM234 167V169L236 170V168L235 167H237L236 166V164L233 166ZM14 168V167H13ZM17 168V167H16ZM227 168V169H228ZM243 168V169H244ZM244 169L245 170V173H244V176L242 175H238V176H236L235 175V172L237 171H235L232 167H230V169L231 170H227L225 167H224V169H226L227 171L226 172H224V169L221 171L223 174H225L224 176H223V179H220V180H223V182H225L224 181V179L227 181L226 183H227V185H228V181H229V185H233V183H236L238 186H236V187H239V185H241L242 187H243V184L244 185H246V183H248L250 180H251V178H252V180L253 181H255L256 179L255 178H253V177H255L254 176V174H251V171H252V173H253V169H251V171H247V169ZM36 169V170H37ZM232 169L235 171H232ZM237 169H238V167H237ZM243 169H238V170H240V171H238V173L240 174V172H242L243 173ZM262 169V168H261ZM13 170H15V168L13 169ZM49 170H50V168H49ZM51 170V171H52ZM159 170H163L164 171V168H161L160 167V169ZM220 170V171H219ZM241 170H243V171H241ZM17 171H19V169L17 170ZM259 171H261V173H259L260 175H258V173L257 172H259ZM20 172V171H19ZM160 172V171H159ZM21 173V172H20ZM166 173V172H165ZM171 173V174H172ZM221 173V174H222ZM18 174V173H17ZM36 174V173H35ZM222 174V175H223ZM166 175V174H165ZM173 175V176H174ZM23 175L21 174V178H23L22 177ZM153 176H154V174H153ZM168 176V175H167ZM214 176V177H213ZM19 177V176H18ZM20 177H19V179H20ZM52 177V178H51ZM138 177H136V178H138ZM159 177V176H158ZM14 178V177H13ZM219 178H222V177H219ZM18 179V178H17ZM24 179H22V181L24 180ZM139 179V178H138ZM151 179H152V177H151ZM170 179V178H169ZM4 180H6V179H4ZM28 180H27V183H29L28 182ZM148 180H150V179H148ZM186 180V179H185ZM260 180V181H259ZM167 181H168V179H167ZM169 181H171V180H169ZM179 181V180H178ZM188 181V180H187ZM218 181V180H217ZM251 182V184L252 183H254V182ZM263 181V183H261ZM261 182H260V184H252L253 186H251L249 189H246V191H244L243 192V188H242V192L243 193H248L247 195H251V194H254V193H257V192H259V190H257L259 187L261 188V186H263L264 185V180H262ZM26 182V181H25ZM180 182V181H179ZM219 182V181H218ZM223 182H221V183H223ZM232 182V183H231ZM149 183V182H148ZM154 185H153V188L151 189V187L149 188L150 190H151V192L150 191H148L149 193H147V194H143V192L145 191L144 189L145 188H147V187H145L142 191L143 192H141V193H139L138 194V196L136 197V198H134L133 200H131L130 201V203H129V206L127 207V209H126V213H127V215L128 214H130L131 213V211H132V209L133 208H137L139 205H142V206H145L146 208H142L140 211H141V214L144 216V218H147L148 216H146L147 215V213H149L150 211H153V212H156V211H158L160 208H158V205H160V207H161V203H160V199H162V198H166V200L168 201V204H169V202L173 205V207H175V209H176V206L179 204L178 203V199L179 198H177L176 197V192H175V188H174V186H173V190H172V183L171 182H167V185H168V190H169V192L171 193L170 194V196H167V188L165 187V184H161L160 185V187H157V185L159 184V182H158V178H155V182H152ZM217 183V182H216ZM19 184V185H18ZM147 184V183H146ZM217 184H219V183H217ZM250 184V183H249ZM23 185H25V184H23ZM139 185V184H138ZM148 185V184H147ZM150 185H152V184H150ZM149 185V186H150ZM211 185H212V183H211ZM223 185H225V184H222V187H221V185L219 184V186L221 187V189H223V190H226V188L223 186ZM227 185H225L226 187H227ZM143 186V185H142ZM191 186V185H190ZM207 186H210V189H206V187ZM247 186V185H246ZM245 186V187H246ZM116 187V188H115ZM181 187V186H180ZM187 187V186H186ZM192 187V186H191ZM217 187H218V185H217ZM219 187V188H220ZM229 188L230 187H234V186H228ZM227 187V188H228ZM115 188V189H114ZM129 190V192H126L125 190ZM183 189H185V188H183ZM241 188L239 187V189H237L236 190V188H234L233 190H231L232 192L231 193H229L230 195L233 193V191H235V193H239V190H240ZM138 190V189H137ZM187 190V189H186ZM217 190V188H215L214 189V192H215V195H216V198H217V196L218 197H220V195H217L216 194V192H218V191H216ZM223 190H222V194H223ZM227 190H229V189H227ZM2 191V192H1ZM189 191H192V190H189ZM211 191V190H210ZM213 191V190H212ZM219 191H221L220 189H219ZM237 191V192H236ZM137 192V191H136ZM139 192V191H138ZM137 192V193H138ZM187 192V191H186ZM227 192V191H226ZM242 192L241 193H239V194H241L242 195ZM105 193L106 194H108V200L106 201L105 199H104V195H105ZM188 193V192H187ZM238 193H237V195H238ZM214 194V193H213ZM218 194H219V192H218ZM226 194V193H225ZM258 194V193H257ZM256 194V196H259V194L257 195ZM169 195V194H168ZM191 195V192L189 193V196ZM196 195V194H195ZM195 195H192V196H195ZM207 195V194H206ZM209 195H210V193H209ZM211 195H212V193H211ZM227 195V194H226ZM225 195V196H226ZM233 195V194H232ZM235 195V194H234ZM234 195H233V199H240L241 197H239V198H237L236 196H235V198H234ZM240 195V196H241ZM244 196H245V194H243ZM242 195V196H243ZM181 196V195H180ZM222 196V195H221ZM239 196V195H238ZM243 196V197H244ZM188 197V196H187ZM198 197V196H197ZM203 197H204V195H203ZM203 197H202V199H203ZM207 197V196H206ZM206 197H204V199L203 200H208ZM215 197V196H214ZM214 197H211L212 199L214 198ZM222 197H224V196H222ZM230 197V196H229ZM228 197V198H229ZM263 197V196H262ZM188 198H190V197H188ZM192 199L193 198H195V197H191ZM200 198V197H199ZM225 198V197H224ZM226 198H227V196H226ZM227 198V200H225V201H228L229 202V200L232 198V197H230V199H228ZM201 199V198H200ZM199 199V200H200ZM218 199V198H217ZM220 199V198H219ZM247 199V198H246ZM48 200L51 202V204H49V202H48ZM52 200H54V201H52ZM188 200V199H187ZM202 200V201H203ZM244 200V199H243ZM192 201V200H191ZM191 201H189V202H191ZM195 201V200H194ZM198 201V198L196 199V202ZM201 201V202H202ZM210 201V203H211V205H213L212 204V200L210 199L209 200ZM212 201V202H211ZM215 201V200H214ZM223 201V200H222ZM236 201V200H235ZM181 202H183V201H181ZM180 202V203H181ZM230 202H232V201H230ZM241 202V201H240ZM243 202V201H242ZM145 203H147L149 206L147 207V205L145 204ZM192 204L194 203V205H196L195 204V202H191ZM206 203H208V201H206ZM206 203L204 204V202L203 203H199L200 205L201 204H204V206H206ZM209 203V204H210ZM224 203V202H223ZM248 203V202H247ZM0 204H2V203H0ZM184 204V203H183ZM197 204H198V202H197ZM199 204L198 205H196V206H199ZM220 204V203H219ZM222 204V203H221ZM238 204V203H237ZM236 204V205H237ZM245 204V203H244ZM56 205V206H57ZM106 205V206H105ZM181 205H182V203H181ZM217 205V204H216ZM223 205V204H222ZM236 205L234 204V207H233V205H232V210H236V209H234L235 207H236ZM245 205H248V204H245ZM253 205V204H252ZM62 206V207H63ZM203 206V205H202ZM204 206L203 207H199V210L200 209H202L203 210V208H204ZM207 206H208V204H207ZM214 206V207H213ZM213 206H211V209H212V207L213 208H215L216 206H215V204L213 205ZM218 206V205H217ZM244 206V205H243ZM249 206V205H248ZM250 206H251V204H250ZM249 206V208H251ZM254 206V205H253ZM252 206V207H253ZM256 206V205H255ZM254 206V207H255ZM6 207V206H5ZM4 207V208H5ZM59 207V206H58ZM109 207V206H108ZM108 207H107V209L106 210H108ZM192 207V206H191ZM194 207V206H193ZM228 207V206H227ZM240 207V206H239ZM244 207H247V206H244ZM60 208V207H59ZM118 208L116 209L117 211H118ZM182 208V207H181ZM184 208V207H183ZM190 208V207H189ZM197 209H198V207H196ZM205 208H207V207H205ZM204 208V209H205ZM219 208V207H218ZM229 208V207H228ZM242 209H244L243 207H241ZM248 208V209H249ZM6 209V208H5ZM62 209V208H61ZM91 209L93 210V211H91ZM124 209V208H123ZM197 209H196V211H194V212H198L197 211ZM246 209V208H245ZM247 209V210H248ZM256 209V207L254 208V210ZM63 210H65V209H63ZM91 211V214H90V211ZM99 210V211H98ZM110 210H112L111 208H110ZM114 210V209H113ZM116 210H115V214H117V213H119V211L118 212H116ZM183 210V209H182ZM194 210V209H193ZM206 210V209H205ZM209 210V209H208ZM213 210V209H212ZM232 210H230V212L232 211ZM241 210V209H240ZM66 211V210H65ZM64 211V212H65ZM176 211V210H175ZM186 211V210H185ZM255 211H257V209L255 210ZM9 212V211H8ZM104 212H105V210H104ZM124 212V213H125ZM152 212V213H153ZM206 212V211H205ZM205 212H203L204 214H205ZM209 212V211H208ZM233 212V211H232ZM237 211H235V213H236ZM240 212H243V211H240ZM253 211H252V209H251V214H253L252 213ZM5 213V212H4ZM11 213V212H10ZM68 213V212H67ZM144 213H146V214H144ZM192 213V212H191ZM257 213H258V211H257ZM2 213H0V225H2L4 228H5V231H6V233L9 235V236H11V237H9L8 236V238H14V237H12L14 234V232H18L21 228H22V230H24L25 231V229H28L29 231V233L31 232V233H33L34 234V236H32V237H30L31 238V242L33 243L34 242V244H32V243H30L29 244V241H28V243L27 244H25V245H23V244H21V242H20V240L19 241H17L16 239V241H17V244L19 243L20 245H23L22 247H21V253H20V255H18V260L17 261H21L22 262V264H32L31 263V260L34 258V259H36L37 260V262H38V264H48L49 262H51V261H54L55 260V262H56V258L59 260V264H61V260L57 257V256H54V258H52L53 256H51V255H49L48 253H46V254H44V252L43 253H41V250L43 249V247H39V245H40V243L41 244H43L44 242L45 243H47L48 245H49V247L50 248H55L56 249V247H55V244L56 243H54L53 241H51L50 240V242H48L47 240H46V238H44L45 237V235L43 234V233H41L38 229H36L34 226H32L30 223H28L27 221V223L25 222H23V221H25L24 219H23V221L19 224L20 226H16V225H14L13 227V229H11L12 227V223H14V219L13 220H10L8 217H6V216H4V215H1ZM60 214V215H59ZM70 214V213H69ZM87 214H89L88 216H87ZM97 214H100V215H98L97 216ZM107 214V213H106ZM114 214V215H115ZM151 214V213H150ZM198 214V213H197ZM196 214V215H197ZM200 214V213H199ZM202 214V213H201ZM234 214V213H233ZM232 214V215H233ZM246 215L248 214V212H246L245 213ZM254 214H255V212H254ZM258 214H260V213H258ZM13 215V214H12ZM71 215V216H72ZM154 215V214H153ZM235 215V214H234ZM249 215V214H248ZM256 215V214H255ZM33 216V215H32ZM195 216V215H194ZM67 217V216H66ZM81 217V218H80ZM116 217V216H115ZM154 217V216H153ZM184 217V216H183ZM241 217L242 216H240V219H241ZM250 217V216H249ZM253 217V216H252ZM255 217V216H254ZM253 217V218H254ZM257 217V216H256ZM255 217V218H256ZM260 217V216H259ZM35 218V217H34ZM70 218V217H69ZM106 218V217H105ZM111 218V217H110ZM126 218H128V216L126 217ZM177 218V217H176ZM238 218V217H237ZM244 218V217H243ZM243 218H242V220H243ZM251 218V217H250ZM263 218V217H262ZM83 219H82V221H83ZM112 219V218H111ZM125 219V218H124ZM174 219H175V217H174ZM186 219V218H185ZM246 219H247V217H246ZM249 219V218H248ZM257 219H259V218H257ZM260 219H261V217H260ZM20 220H21V218H20ZM42 220V219H41ZM71 220V219H70ZM73 220V219H72ZM109 219H107V221H108ZM126 220V219H125ZM124 220V221H125ZM149 220H152V219H150L149 218ZM182 220V219H181ZM231 220H234V219H231ZM256 220V219H255ZM254 220V221H255ZM15 221H17V220H15ZM40 221V220H39ZM46 221V220H45ZM92 221H91V223H92ZM104 221V220H103ZM106 221V220H105ZM121 221H123V220H121ZM123 221V222H124ZM183 221V220H182ZM229 221V220H228ZM238 221V220H237ZM248 221V220H247ZM252 220H250L249 222H251ZM257 221V220H256ZM261 221V220H260ZM78 222V221H77ZM98 222H99V220H98ZM146 222V221H145ZM147 222H149L148 221V218H147ZM153 222V221H152ZM232 222V221H231ZM243 222V221H242ZM263 222H264V218H263ZM81 223V222H80ZM79 223V224H80ZM90 223V224H91ZM121 223V222H120ZM125 223V222H124ZM127 223H129V220H128V222ZM134 223V222H133ZM137 223V222H136ZM197 223V222H196ZM207 223V222H206ZM209 223V222H208ZM233 223H236L235 222V220H234V222ZM238 223H240V222H238ZM259 223V222H258ZM260 223H262V222H260ZM83 224V223H82ZM87 224V223H86ZM226 224H229V223H226ZM230 224H232V223H230ZM241 224V223H240ZM240 224H238L239 225V228L237 227V229H240V226H242V225H240ZM243 224V223H242ZM254 224V222H252V228H254L253 225ZM256 224V223H255ZM263 225H264V223H262ZM45 225V224H44ZM49 225V224H48ZM75 225V224H74ZM74 225L72 224V226L74 227ZM84 225V224H83ZM88 225V224H87ZM107 225V224H106ZM200 225V224H199ZM237 225V226H238ZM260 225V224H259ZM52 226V225H51ZM201 226H202V224H201ZM19 227H21V228H19ZM53 228H54V226H52ZM227 227V229H226V231H225V234H224V236H225V238L222 236V238H219V237H221V236H219L218 235V233H217V237L215 238V236H214V234H215V230H213L212 229V231H211V233L208 231L207 233H210L208 236L207 235H205L204 236V238H206V243H207V245H210V246H207V248H206V246H205V248L204 247H200L201 245H200V243L199 242H197V241H195V243H193V241L192 242H190V243H188L187 245H186V243H184V247L182 246L181 248H183V250H187V251H190V252H192L191 253V255L190 256H193L195 259L197 258L200 262H202V264H219L218 263V261H220V260H222L221 262H223V259H221L220 258V256L219 257H217L218 255H217V252H216V255L214 254V255H212L211 254V257H209L207 254H206V251L207 252H209L210 250H212L213 252H214V250L215 251H218V246H222V251H223V248H225V249H227V250H229V252L231 251V253L233 252V253H235L234 252V250L233 249H235V245H233V243H232V240H231V237L232 236H234L235 237V234H239V233H236V226L234 225H227L226 226ZM242 227H244V226H242ZM260 227V226H259ZM67 228H68V226H67ZM66 228V229H67ZM70 228V227H69ZM149 228V227H148ZM152 228V227H151ZM203 228V227H202ZM251 228V227H250ZM262 229L264 228V227H261ZM0 229H1V227H0ZM59 229V228H58ZM101 229V228H100ZM150 229V228H149ZM210 229H211V227H210ZM242 229V228H241ZM240 229V230H241ZM262 229L260 230V231H262ZM21 230V231H22ZM62 230V229H61ZM65 230V229H64ZM209 230V229H208ZM244 230V229H243ZM243 230H242V232H243ZM245 230H247V229H245ZM21 231H19V232H21ZM151 230H149V232H150ZM191 231V230H190ZM215 231V232H214ZM223 231V230H222ZM248 231V230H247ZM263 231H264V229H263ZM262 231V232H263ZM54 232V231H53ZM68 232H69V229H68ZM148 232V231H147ZM148 232V233H149ZM152 232V231H151ZM213 232V233H212ZM30 233V234H31ZM206 233V234H207ZM221 233V232H220ZM219 233V234H220ZM224 232H222V234H223ZM247 233V232H246ZM245 233V234H246ZM153 234V233H152ZM202 234V233H201ZM244 234V233H243ZM248 234H250L249 232L246 234L247 235V237H249L250 239H251V241H252V239H253V237L252 236H254V235H248ZM263 234H264V232H263ZM262 234V235H263ZM22 235V234H21ZM216 235V234H215ZM240 235V234H239ZM261 234H259V235H257V236H261V237H263ZM22 236H24V235H22ZM21 236V237H22ZM76 236V235H75ZM153 236V235H152ZM208 238H207V237ZM1 237V236H0ZM18 237V236H17ZM16 237V238H17ZM237 237H239V236H237ZM252 237V238H251ZM260 237V238H261ZM19 238V237H18ZM25 238V237H24ZM83 238V237H82ZM239 238H241V237H239ZM244 238H245V236H244ZM244 238H243V240H244ZM248 238V239H249ZM264 238V237H263ZM262 238V239H263ZM26 239V238H25ZM24 239V240H25ZM28 239H29V237H28ZM233 239V238H232ZM246 239V238H245ZM255 240L257 239V238H254ZM15 240H13V241H15ZM35 240V241H34ZM38 240V242H36ZM235 240V239H234ZM119 241V240H118ZM122 241V240H121ZM236 241V240H235ZM234 241V242H235ZM239 240L237 239V242H238ZM247 241H249V240H247ZM246 241V242H247ZM251 241H249V242H251ZM8 242V241H7ZM27 241L25 240V243H26ZM154 242V241H153ZM240 242H242V240L240 241ZM240 242H238V243H240ZM258 242V241H257ZM4 243H5V240H4V238L3 237H1L0 238V247H1V245H4ZM11 243V242H10ZM14 243V242H13ZM16 243V242H15ZM77 243V242H76ZM236 243V242H235ZM234 243V244H235ZM237 243V244H238ZM248 243V242H247ZM247 243H245V241H244V244L245 245H247ZM256 243V242H255ZM39 244V245H38ZM181 244V243H180ZM254 244V243H253ZM14 245H16V244H14ZM14 245H13V247H14ZM37 245V246H36ZM44 245V244H43ZM82 245V244H81ZM204 245V244H203ZM244 245V246H245ZM250 245V244H249ZM248 245V246H249ZM251 245H252V243H251ZM250 245V246H251ZM256 245H258V246H260L259 245V242H258V244L256 243ZM11 246V245H10ZM9 246V247H10ZM57 246V245H56ZM117 246V245H116ZM122 246V245H121ZM255 246V245H254ZM8 246H7V248L8 249H11L12 250V247H10L9 248ZM18 247V246H17ZM47 247V246H46ZM48 247V248H49ZM120 247V246H119ZM210 247V248H209ZM239 248H240V246H238ZM252 247H253V245H252ZM252 247H251V249H252ZM6 248V249H7ZM16 247H14V249H15ZM49 248V249H50ZM116 248V247H115ZM114 248V249H115ZM214 248V249H213ZM255 248V247H254ZM254 248H253V250H254ZM262 248H264V247H262ZM49 249H47V250H49ZM59 249H60V247H59ZM123 249V248H122ZM143 249V248H142ZM203 249V250H202ZM205 249V250H204ZM224 249V250H225ZM233 251H232V250ZM243 250L244 249H246V247L244 248H242ZM242 249H241V251H242ZM250 249V250H251ZM0 250H1V248H0ZM46 250V249H45ZM62 250V249H61ZM113 250V248H110V251H112ZM119 250V249H118ZM121 250V249H120ZM119 250V251H120ZM128 250V249H127ZM132 250V249H131ZM144 250V249H143ZM150 250V249H149ZM226 250V251H227ZM258 249H256V251H257ZM261 251H262V249H260ZM259 250V251H260ZM10 251V250H9ZM8 251V252H9ZM20 251V250H19ZM60 251V250H59ZM65 251V250H64ZM118 251V252H119ZM142 251V250H141ZM148 251V250H147ZM221 251V250H220ZM219 251V252H220ZM222 251L220 252V253H222ZM246 251V250H245ZM244 251V252H245ZM252 251V250H251ZM255 251V250H254ZM259 251H257L256 253H258ZM14 252V251H13ZM66 253H64V254H71L72 255V253H70L69 251H65ZM125 252H126V250H125ZM124 252V253H125ZM166 252V251H165ZM189 252V253H190ZM218 252V253H219ZM228 252V253H229ZM11 253V252H10ZM63 253V252H62ZM102 253V252H101ZM120 253H122V251L120 252ZM130 253L132 254V255H128L127 253H125L124 255H122L121 254V258L124 260V258H125V261L126 262H128V263H125V264H131V262L130 261H128L129 259H131V261L132 260H134L135 259V262L134 263H137V262H139V264H141V262H143V261H148V264H150L151 262H149V261H153V262H156V261H154V260H157V259H155V257L156 256H158L159 257V264H171V262L169 261V257H165L164 255L162 256V254L160 253V252H158L157 253V251H155V250H150L149 252H148V254H144V253H146V251L144 252V251H142V255H140V256H137L136 254H135V251L134 250H132V251H130ZM186 253V252H185ZM205 253V254H204ZM224 253V252H223ZM232 253V254H233ZM238 252H236V254H237ZM242 253V252H241ZM241 253H239V255H240V257H241ZM250 253V252H249ZM249 253H247L245 256H247V259L249 260V258L251 259V258H254V257H257V256H250L249 255ZM255 253V252H254ZM255 253V254H256ZM1 254V253H0ZM9 254V253H8ZM140 254V253H139ZM159 254H160V256H159ZM163 254H164V252H163ZM187 254V253H186ZM209 254H210V252H209ZM225 254H227V253H225ZM230 254V253H229ZM229 254H228V256H227V260L229 261V257L231 256H229ZM243 254V253H242ZM252 254V253H251ZM264 254V253H263ZM9 255H11L12 256V253L11 254H9ZM8 255V256H9ZM146 255V256H145ZM188 255V254H187ZM205 255H207L206 257H208V258H204L205 257ZM220 255V254H219ZM223 255V254H222ZM238 255V254H237ZM243 255V256H244ZM3 256V255H2ZM11 256L8 258L9 260H10V258H11ZM74 256V255H73ZM189 256V257H190ZM200 256V258H198ZM224 256H226V255H223V258H225ZM260 256H262V255H260ZM1 257V256H0ZM4 257V256H3ZM2 257V258H3ZM67 257V256H66ZM75 257V256H74ZM73 257V258H74ZM94 257V256H93ZM163 257V258H162ZM201 257H203V258H201ZM232 257H234L235 258V256H232ZM236 257H238L239 258V256H236ZM258 257H259V254H258ZM17 258V257H16ZM71 258V257H70ZM72 258V259H73ZM146 258V260H144ZM157 258V257H156ZM217 258H220L219 260H217V262H215V260L217 259ZM242 258V257H241ZM261 258H263V257H261ZM7 259V258H6ZM33 259V260H34ZM111 259H112V256H111ZM117 259V258H116ZM121 259V260H122ZM208 259H210V261H212V262H207V260ZM231 259V258H230ZM244 259H245V257H244ZM259 259V258H258ZM57 260V261H58ZM68 260H69V257H68ZM67 260V258H66V261H68ZM74 260V259H73ZM190 260V259H189ZM225 260H226V258H225ZM235 260V259H234ZM243 260V259H242ZM242 260H241V262H242ZM64 261H65V259H64ZM76 261H77V259H76ZM82 261V260H81ZM99 261H101V260H99ZM146 261V262H147ZM238 261H239V259H238ZM255 261H257V260H253V262H251L250 263V260L248 261L249 263H247V264H261V262H255ZM262 261V260H261ZM5 262V261H4ZM4 262H3V264H4ZM7 262H9L8 260L6 261V264H8ZM40 262V263H39ZM133 262V261H132ZM146 262H144L145 264H147ZM197 262V261H196ZM199 262V263H200ZM232 262V261H231ZM230 261H229V263H231ZM234 262V261H233ZM264 262V261H263ZM262 262V263H263ZM77 263V262H76ZM112 263V262H111ZM119 263V262H118ZM157 263V264H158ZM227 262H225L224 264H226ZM235 263H236V260H235ZM21 264V263H20ZM54 264H56V263H54ZM58 264V263H57ZM103 264V263H102ZM106 264H108V263H106ZM113 264V263H112ZM123 264V263H122ZM138 264V263H137ZM194 264V263H193ZM201 264V263H200ZM241 264V263H240ZM245 264V263H244ZM264 264V263H263Z\"/></svg>",
    "mask_w": 264,
    "mask_h": 264
},
{
    "label": "rangeland",
    "instance_id": "2",
    "mask_svg": "<svg viewBox=\"0 0 264 264\" xmlns=\"http://www.w3.org/2000/svg\"><path fill=\"white\" fill-rule=\"evenodd\" d=\"M4 1V0H3ZM3 1L2 0H0V4H2L3 3ZM61 1H65L64 3L63 2H61ZM178 1H180V2H182L183 0H178ZM219 1H221L223 4H221V2H219V4H220V6L222 5V7H217V6H219V4L217 5L216 3H218V1L215 3V5H217L216 7H217V14L218 13H220L221 15H219L218 17L219 18H221V19H219L218 18V20H217V25H218V22L220 21V23H222V24H220L219 23V25L221 26H217V28L219 29V27H220V29H219V32L220 33H218V34H221V32H223L221 35H222V37H221V35H217V36H215V37H218V38H216V40L220 43H217L216 42V44H215V41H214V39L215 38H213V40L212 41H214V42H211L212 44H214V45H211V46H213L212 48H215L214 49V52H213V56H212V58H211V60H209V63H208V67H207V69H208V71L213 67V64L215 63V59H217V57H218V53L219 54H223L224 52V54H223V56L225 57V59H227L226 58V56H227V54L228 53H230V54H228V59L227 60H230V63L233 65V66H235V68H237V69H239V71H240V75H243V77L245 78H243L244 79V81L247 79V78H249V80L246 82H244V83H247L248 85H250V83H252L253 84V82H254V84L252 85L253 87H255L254 89L256 90L257 88H259V87H256L255 85L257 84V82L256 81H258V79L259 78H257L256 80H254V78H253V72L251 71V66L253 67V68H255L257 65H259V63H260V59L258 58V54H257V56H256V54H255V48H252V50H251V52H249L250 51V49H249V51H248V48H249V46H247V45H245V47L243 48V46H242V48H243V50H241V48H239L240 47V43H239V47H237L236 45H238V40H240L241 39V37H243V36H245L244 34H246V24L242 27V28H240L241 27V25H239V26H237L238 24H239V22H240V20L241 19H246L245 21L246 22H252L253 21V16H257V19L258 20H260L261 21V24L262 25H264V10H263V8H264V0L262 1V0H219ZM12 2V3H11ZM56 2V3H55ZM68 4H67V3ZM70 2H72L71 4H73V5H71V7H70ZM159 0L157 1V0H9V1H7V3H6V6H4L5 8H4V10H5V12H4V10L2 9V10H0V62H1V66H2V68H1V66H0V70H2V73H3V71H4V75L5 76H7V78H8V75L6 74V73H8L9 75H11L14 79H17L15 82H18L19 83V86H16V87H18V88H16V87H14L15 85H16V83L15 82H10L9 81V79H8V83L10 82V83H14L13 85L11 84V86L12 87H14V88H16L14 91L12 90V88L10 89V84H8L7 82H6V80H4V81H2V83L3 82H5V84L4 85H0V86H4L3 87V89L5 90V91H7L8 90V85H9V91H8V93H10V91L13 93V92H15V93H13L14 95H13V97H11L12 96V93H10L9 95H7L6 96V99H4V101L6 102V104L8 103L7 102V100L8 101H11L12 100V102H13V100H14V102L16 103L15 104V106H17V104H18V106H17V111L20 109L21 110V108H22V110L20 111V112H22V113H20L19 111H18V113H20L19 115H18V113H15L16 114V116H12V114H7L6 112H4L3 110H2V112H1V114L3 115L4 113H6V114H4V115H7L6 117H4V115L2 116V117H0V119L2 120V121H0V123L2 124H0V132H1V137L2 138H0V180L1 181H10L11 179L10 178H12V180H16V181H20V182H22V183H20V186H25L24 188H28L29 187V185L30 186H32V184H33V186L32 187H34V181L32 182V181H30L29 182V180L28 179H26V177H25V179H24V176H25V174H23L24 172L21 170V167L19 168V165L16 163V161L15 160H13L12 161V163H11V158H12V152H13V149H11V143H15L16 141V143H29V144H31V143H34V144H37L38 143V145H35L34 146V151H33V155H31L30 153V151H24V152H21L20 153V155H18L19 157L21 156V154H22V157L25 155L26 157H27V159H32V163H33V165L34 166H36V168H35V170H34V175H38V173H39V175H42V174H44V173H42L43 172V170H38L37 168H38V166L41 164V162H44L45 160H48V159H51V160H55V161H57L58 162V160H56L57 159V157H59V152H57L56 150L54 151V149H53V147L52 148H49V147H46L45 145H48V143H47V140L45 141V143H44V140H45V138L48 136V134H49V137H47V138H50V135L52 134L51 132H50V129L52 128H50V126H48V121H50V117L52 116V113L54 114V111H53V109L54 108H52V107H56V109L58 108V110H56V111H58L59 113H62V116L65 118V116H67L68 115V112H70L71 110L73 111V110H78V111H84V112H87V113H91L92 112V107H85V106H82V105H80V101H82L83 99H85V102H87V103H89V102H91V101H93V102H97L98 104H104V96H103V94H105L104 92H106L107 90H109V88H106V87H104V85L106 84V82H107V79L109 80V77L107 78V73L110 71L111 72V69L109 70L108 68L109 67H111V68H115V70H117L120 66H119V62H120V65H121V67L123 68V64H122V61H123V58H124V56H125V54H123L124 53V50H126L128 53H129V51L127 50V49H129V48H127V44H129V42L128 41H124V38H122L121 39V37H119V34H120V32H121V35H122V30L120 29V26L118 25V24H116V23H119V24H121V25H133V24H138V23H144V22H147V21H155V22H160V23H164L165 24V26H166V28H167V30L171 33V34H173V35H175L176 37H178V38H180L182 41H184V42H189V41H192V40H195V41H203V39L204 38H206V35H207V33H208V31H209V28H207L208 27V23H205V24H203L202 22V20L199 18V17H197V15H195V13L194 12H192L191 10H190V8L186 5L187 3H186V0H184L183 1V4L182 3H177V2H169V3H162L161 1L159 2ZM228 2V3H227ZM242 2V3H241ZM252 4H251V3ZM256 2V3H255ZM260 3V4H259ZM12 4V5H11ZM66 4H67V7H66ZM160 4V5H159ZM162 4H164V5H162ZM238 6H237V5ZM245 4V5H244ZM50 5H52L51 7L53 8V10H52V8L50 7ZM63 5V6H62ZM259 5V6H258ZM49 6V7H48ZM57 6V7H56ZM59 6V7H58ZM64 7V9L62 8V7ZM240 6V7H239ZM255 7V8H253V7ZM61 7V8H60ZM68 7H70V13L68 12H66L65 11V9H67L68 11H69V9H68ZM76 7V8H75ZM46 8V9H45ZM49 8V10H47ZM60 9V11H62L63 12V10L65 11V14H64V12L62 13H59V14H62V16L63 15H66V13H67V15L66 16H68L69 17V15H70V18H72V14L73 13H75L74 14V16H75V19L73 20L72 19V21L73 22H75V23H79V22H84L85 20L87 21L88 20V17L90 16L91 17V22H90V20H89V22H90V24L93 26H91V28L89 29H82V30H78V31H73V29H71V28H67V26L68 25H73V22H71V20H68V21H70L69 23H67V22H64L63 21V18H61V24L63 23L65 26V28L64 27H62V29L64 28V30L66 31H64V30H62V29H60L61 27L60 26H57L58 25V23L59 22H57V21H60V19H57V21H56V19H55V24L53 23V22H49V20H48V18H49V16H50V18H51V15H52V13L54 12L55 14H57V15H59L58 14V12H60L59 11V9ZM74 8V9H73ZM219 8V9H218ZM222 8H224L223 9V11H222ZM242 8H243V10L244 9H247V10H245V11H242ZM261 8H262V10H261ZM37 9V10H36ZM50 9H51V11H50ZM56 9H58L57 11H55ZM72 9V10H71ZM73 10H75V11H73ZM79 10V11H78ZM81 10V11H80ZM219 10H221V11H219ZM225 10V11H224ZM6 11H7V13H6ZM28 12V14H27V12ZM53 11V12H52ZM82 11L85 13H82ZM86 11H88V13L90 14H88V17H87V12ZM228 11H230V14H231V12H232V14L234 13V15H230L229 13H227ZM248 11H252V12H250V13H248ZM261 11H263V12H261ZM4 12V13H3ZM52 12V13H51ZM57 12V13H56ZM30 13V14H29ZM47 13L49 14V16L47 15ZM80 14V16H79V14ZM82 13V14H81ZM224 15H226L225 13H227L228 15H230L231 16V18L229 17V20L231 21V23H230V21L227 19L228 18V16L226 15V16H224ZM236 13V14H235ZM3 14V15H2ZM94 15V17L92 18V16L91 15ZM249 14H252V15H249ZM41 15H43V16H41ZM78 15V16H77ZM237 15V16H236ZM242 15V16H241ZM260 15V16H259ZM4 17V20H3V17ZM25 16V17H24ZM44 16H47V17H44ZM143 16V17H142ZM221 16H223V18H224V20H223V18L221 17ZM243 16H244V18H243ZM261 16H262V18H261ZM63 17H65V16H63ZM79 18V20H81V21H78V19L77 18ZM87 19H86V18ZM146 17V18H145ZM233 17V18H232ZM235 17V18H234ZM238 17H241L240 19H238ZM47 18V19H46ZM49 18V19H50ZM52 18H53V16H52ZM52 18L50 19V20H52ZM74 18V17H73ZM81 18V19H80ZM95 18V19H94ZM260 18V19H259ZM40 19H43L44 21H47V22H49V23H47V22H44L43 20H40ZM67 19V18H66ZM197 19V20H196ZM262 19H263V21H262ZM2 20V21H1ZM26 20V21H25ZM102 20V21H101ZM226 20H228L227 22H226ZM234 20V21H233ZM239 22H238V21ZM35 24V26H33V23ZM38 21H40L39 22V24H38ZM52 21H54V20H52ZM66 21V20H65ZM77 21V22H76ZM85 21V22H86ZM112 23H111V22ZM212 21V20H211ZM224 23H223V22ZM238 22V24L236 23V22ZM2 22V23H1ZM32 24H31V23ZM57 22V23H56ZM84 22V23H85ZM88 22V21H87ZM86 22V23H87ZM225 22H226V24H228V25H226L225 24ZM29 23L31 24L30 26H29ZM40 23H42L43 24V27H45L44 26V24L45 23H47V24H49V25H52V24H54L53 25V27L52 26H49V27H46L45 29H43L42 28V24L40 25ZM98 23H99V25H98ZM104 23V24H103ZM112 24V26L110 25V24ZM235 23L237 24V25H235ZM36 24H38L37 26H41V28H39L38 30L36 29L37 28V26H36ZM57 24V25H56ZM60 24V23H59ZM62 24V25H63ZM89 24V25H90ZM93 24H95V25H93ZM115 24V25H114ZM230 24V25H229ZM56 25V26H55ZM114 25V26H113ZM119 27H118V26ZM261 25V26H262ZM26 26H28V27H26ZM35 27V29H32V27ZM97 26V27H96ZM100 26V27H99ZM116 26V27H115ZM224 26V27H223ZM32 29H30V28ZM54 27H60L59 29H57L56 30V28H54ZM94 27H96V29L97 28H100L99 30L97 29V30H94L95 28ZM108 29H107V28ZM233 27H237L238 28V32L237 31H235V30H237V28L235 29V28H233ZM28 28H29V30H28ZM53 29V30H51V31H53L54 33L56 32V31H61L60 33L59 32H56L55 33V35L57 36V37H54L53 35H51L53 32H50L49 34H50V37H49V34H48V29ZM67 28V29H66ZM92 28H93V30H92ZM101 28L103 29V30H101ZM111 28V29H110ZM122 28V27H121ZM126 28V27H125ZM128 28V27H127ZM126 28V29H127ZM222 28L225 30V31H223L222 30ZM228 28V29H227ZM263 28H264V26L261 28V30L263 31ZM114 29V30H113ZM117 29H119L118 31H117ZM124 29V28H123ZM189 29V30H188ZM217 29V30H218ZM232 29V30H231ZM243 29H245V30H243ZM34 30V31H33ZM36 30V31H35ZM42 30H44V32L42 31ZM47 30V31H46ZM56 30V31H55ZM77 30V29H76ZM84 30H86V31H84ZM113 30V31H112ZM121 30V31H120ZM125 30V29H124ZM241 30V31H240ZM244 31V33H242L243 31ZM34 33H33V32ZM88 31L90 32V34H88ZM93 33H92V32ZM98 31V32H97ZM114 31H116V34H117V32H119L117 35H118V37L120 38H118L119 40H117L116 38V36H114V34L115 33H113ZM126 31V30H125ZM230 31H231V33H230ZM234 31H235V33H234ZM239 31L241 32V33H239ZM37 32V33H36ZM41 32V33H40ZM47 32V33H46ZM64 32V33H63ZM69 32H72V34H74V35H72L71 33H68ZM74 32H78L77 34L76 33H74ZM86 32V33H85ZM112 32V33H111ZM218 32V31H217ZM11 33H13L12 34V36H15V38L17 39V41H18V45L20 44V42L19 41H21V43H22V41L24 40V39H27V38H29V37H33V38H29L30 39V41H32V40H34V38L36 37L37 38V35H39V38H41V40L39 39V38H37L36 39V45H34V41H32L33 43L29 46V49H28V46H26L25 47V45H23V43L22 44H20L19 46H21V48L20 47H18V48H16L18 45H15V43H13V45H12V43L11 42H13L12 40H14V39H8V37L10 36L11 37ZM80 33H81V35L85 38H83L81 35H80ZM84 33V34H83ZM94 33L96 34V33H98V34H96V35H94ZM105 34V37H104V34ZM108 33H111V34H109V35H111L110 37H109V35H107ZM204 33V34H203ZM239 33V38H237L238 37V35L237 34ZM32 34V35H31ZM45 34V35H44ZM93 34V35H92ZM100 34V35H99ZM102 34H103V36H102ZM230 34V35H229ZM234 34L236 35V36H234ZM6 35V36H5ZM24 35V36H23ZM26 35H31V36H26ZM48 35V37H46ZM69 37H68V36ZM81 36V38H82V40H80V41H82V42H79V40H77L78 38H80V37H77V36ZM87 35H89V41H90V43H88L87 44V42H89L88 41V39H86V37H88ZM229 35V36H228ZM35 36V37H34ZM46 38H45V37ZM52 36V37H51ZM73 36V37H72ZM93 36V37H92ZM110 38V39H112V38H115V40H117V43H118V45H116V46H114V49L113 50H115V48H116V50H117V48H118V50L120 51L121 49H122V51H123V53H121L122 51H120V55L122 56L123 55V57H122V59H121V56H119V54H118V50L115 52L116 53V56H114V60L116 59V57H117V59L119 58V60H117L116 59V61H115V65H114V61L112 60V62L113 63H111V59H113L112 58V56H111V54L108 56V58L110 59V61H109V59H107V54H108V49L107 48H105V46L107 47V45H106V42L108 41L107 39H109L108 37ZM112 36H114V37H112ZM231 36V37H230ZM233 36V37H232ZM18 37H19V39H18ZM55 38L54 40H53V42L51 41V40H49V38L50 39H52V38ZM59 37V38H58ZM67 37V38H66ZM92 37V38H91ZM100 37V38H99ZM102 37H104V39L102 38ZM106 37H107V39H106ZM123 37V36H122ZM230 37L231 39L230 40H232V41H230L229 40V42H228V44H227V40H228V38ZM236 37V38H235ZM4 38V39H3ZM7 38V39H6ZM14 38V37H13ZM61 38V39H60ZM65 38V39H64ZM76 38V39H75ZM224 38V39H223ZM68 40V41H70L71 42V46L69 45V47L70 48H68V47H66V48H64L63 49V51L61 50L60 52L59 51H56L55 50V48L57 47L55 44L57 43V42H59L60 40L61 41H63V40ZM72 39V40H71ZM73 39H75L76 41H74ZM85 41H84V40ZM98 41H97V40ZM38 40H39V44L37 43L38 42ZM94 40V41H93ZM106 42H105V41ZM120 40H123V43L124 44H126L127 46H125V45H123V44H119V43H122V41H120ZM237 41V43L236 42H234L233 43V41ZM9 41V42H8ZM29 41V42H30ZM67 41V42H68ZM74 41V42H73ZM93 41V42H92ZM101 41V42H100ZM103 41H104V44H103ZM226 42L225 44H224V42ZM54 42H56V43H54ZM72 42H73V45H75L74 47H73V45H72ZM84 42H86V43H84ZM125 42H128V43H125ZM69 43V42H68ZM81 43V44H80ZM115 43H116V41H115ZM116 43V44H117ZM232 43H233V46H232ZM236 43V44H235ZM38 44V45H37ZM86 44V45H85ZM230 44V46H228ZM99 45V46H98ZM101 45V46H100ZM120 45H121V48H120ZM222 45H224V47L222 46ZM15 46V47H14ZM24 46V47H23ZM35 46V47H34ZM39 48H38V47ZM54 46H55V48H54ZM76 46H78V48L76 49ZM81 46H83V47H81ZM95 46V47H94ZM215 46V47H214ZM229 48V50L227 49V47ZM232 46V47H231ZM12 47V48H11ZM14 47V48H13ZM86 47V48H85ZM91 47V48H90ZM123 47V48H122ZM221 47V48H220ZM23 48V49H22ZM25 48L26 49H28L27 50V53H29L30 51H32V52H30L29 54H27L26 53V51H25ZM32 48H34V49H32ZM71 48H73V50L71 49ZM84 48V49H83ZM96 48V49H95ZM225 48H226V50H225ZM237 48V49H236ZM245 48H246V50H247V52L249 53V55H248V53H244L246 50H245ZM10 49H11V51H10ZM19 50L18 52L17 51H15V52H13V50ZM67 49V50H66ZM69 49V50H68ZM70 49H71V51H70ZM90 49V50H89ZM106 49V50H105ZM221 49H223L222 50V52H220L221 51ZM230 49H231V51H232V49L234 50H237L238 51V54H236L237 53V51H230ZM239 49V50H238ZM24 50V52L26 53V55L25 54H23L22 53V51ZM39 50V51H38ZM54 50V51H53ZM74 50H77L79 53H77V51L76 52H74ZM105 50V51H104ZM225 50V51H224ZM245 50V51H244ZM8 52L7 54H6V52ZM35 51H38V52H35ZM66 51V52H65ZM68 51V52H67ZM70 51V52H69ZM218 51V52H217ZM224 51V52H223ZM227 51V52H226ZM242 51V52H241ZM255 51V52H254ZM10 52V53H9ZM18 53V54H16L15 55V53ZM20 52H21V54H20ZM57 53V54H54V53ZM62 52H64L63 54H62ZM81 52V53H80ZM86 52V54H84ZM113 52V54L115 55V53ZM254 52V54H253V56H252V53ZM32 53V54H31ZM35 53V54H34ZM67 53H69L70 55L68 56V54ZM71 53H72V55H73V57H75L74 59L77 61H74V59H72V55H71ZM74 53V54H73ZM92 53V54H91ZM126 53V52H125ZM170 53V52H169ZM169 53L167 52V53H165L167 56H169V57H166L167 58V60H168V58L170 59V57H171V53H170V55H169ZM241 53H243V56H241ZM8 54H11V56H12V58H14V59H12L11 58V56L9 57V55ZM13 54V55H12ZM23 54V56L25 55V57H23V61H26L25 63L27 64V62H28V64L26 65L22 60H21V58H20V56ZM30 54L31 55H35L34 57L35 58H33V56L31 57L30 56ZM84 56H86V57H84ZM95 54V55H94ZM103 54V55H102ZM106 54V55H105ZM118 54V55H117ZM127 54V53H126ZM240 54V55H239ZM2 55V56H1ZM5 55V56H4ZM20 55V56H19ZM42 56V58H41V56ZM61 57L62 55V57L60 58L59 56ZM82 56L81 58H78L77 56ZM237 55V56H236ZM245 55H247V57H249V58H246V56ZM17 56H19V58L17 57ZM30 56V57H29ZM38 56H40V59H39V57ZM57 56L59 57V58H57ZM71 56V57H70ZM87 56H88V58H87ZM91 56V57H90ZM96 56V57H95ZM104 56V57H103ZM241 56V57H240ZM251 56L252 57H254V58H251ZM255 56H256V58H258V59H256L255 58ZM7 57L8 58H10L9 60H11V62L7 59ZM26 57H27V59H26ZM44 57V58H43ZM84 57V58H83ZM99 57V58H98ZM102 57V58H101ZM232 57L234 58V59H232ZM238 57H240L239 58V60H238ZM2 58V59H1ZM5 58V59H4ZM15 58H16V60H15ZM18 58V59H17ZM31 58H32V60L33 61H31ZM80 59V60H77V59ZM84 60H83V59ZM105 60H104V59ZM231 58V59H230ZM241 58L242 59H245V61H247V59H249L250 60V62H246L247 64L245 65V61L243 62L242 60H241ZM4 59V60H3ZM6 59H7V61H9L10 63L8 64L7 62H6ZM34 59H37L36 61L34 60ZM92 59V60H91ZM96 61H95V60ZM15 60V61H14ZM18 60H20L19 61V63H21L22 64V62L24 63L23 65H22V67H21V64H19V63H16ZM40 60H42L43 61V63H41V61ZM46 60V61H45ZM88 60V61H87ZM121 60V61H120ZM213 60V61H212ZM255 61V60H259L258 61V64H254L252 61ZM3 61H4V63H3ZM40 63H39V62ZM74 61V62H73ZM80 61V62H79ZM91 61H93V62H91ZM107 61H109V62H107ZM169 61V60H168ZM234 61H236L237 62V65H236V63L234 62ZM243 63H242V62ZM29 62H32V65H31V63H29ZM33 62H34V64H33ZM36 62V63H35ZM47 62V63H46ZM82 62H84V63H82ZM99 62V63H98ZM212 62V63H211ZM6 66V64L5 63H7V65H12L13 67H14V65L15 64H17L18 65V67H16V65H15V67L17 68V71H16V69H14V68H12V66L10 65V66H6L7 67V69H6V67L5 66H3V64ZM38 63V65L40 66V67H38L36 64ZM56 63V64H55ZM75 63V64H74ZM109 65H107V64ZM109 63H111V64H109ZM117 63V64H116ZM154 63V62H153ZM165 63H166V61H165ZM168 63V62H167ZM238 63H239V66H238ZM249 63L251 64L250 65V67H249ZM257 63V62H256ZM30 64V65H29ZM49 64V65H48ZM235 64V65H234ZM26 65V66H25ZM29 65V66H28ZM105 65H107V66H105ZM248 65V69L250 70V73H249V70L246 68V66ZM24 66V67H23ZM45 68H44V67ZM98 66H100V67H98ZM103 66V67H102ZM114 66V67H113ZM115 66H117L118 68H116ZM240 66H241V68H240ZM245 66V67H244ZM255 66V67H254ZM3 67L5 68V70H3ZM94 67V68H93ZM98 67V68H97ZM108 67V68H107ZM120 67V68H121ZM25 68V69H24ZM54 68H56V69H54ZM82 68V69H81ZM85 68V69H84ZM101 68V70H102V68H103V72L105 73V74H103L102 73V71H100V70H98V69H100ZM243 68V70H241ZM251 68V69H250ZM10 69V70H9ZM14 69V70H13ZM27 69V70H26ZM96 71H95V70ZM105 69V70H104ZM108 69V70H107ZM248 71H247V70ZM42 70V71H41ZM46 70H47V72H46ZM87 70V71H86ZM90 70V71H89ZM13 71V72H12ZM26 71H27V73L28 74H26ZM30 73H29V72ZM51 71V72H50ZM100 71V72H99ZM246 72V73H244V72ZM1 72V71H0ZM24 72H25V74L27 75H25L26 77H28V78H26L24 75V77H22V74H24ZM90 72V73H89ZM92 72H94L93 74H92ZM244 74H243V73ZM251 72H252V74H251ZM18 73V74H17ZM37 73V74H36ZM43 73V74H42ZM98 73V74H97ZM39 74V75H38ZM49 75L48 77H45V75ZM103 74V75H102ZM140 74V73H139ZM135 75L136 76V79L138 80V79H142V75L140 74V75ZM247 74V75H246ZM250 74L252 75V76H250ZM106 75V76H105ZM108 75H109V73H108ZM41 76V77H40ZM95 76V77H94ZM247 76H249V77H247ZM38 77V78H37ZM40 77V78H39ZM94 77V78H93ZM100 77V78H99ZM106 77V78H105ZM140 77V78H139ZM6 78V79H7ZM43 78V79H42ZM47 78V79H46ZM97 78V79H96ZM104 79V80H102V79ZM23 79H25V81L23 80ZM45 79V80H44ZM98 79H100V80H98ZM253 81H251V80ZM48 80V81H47ZM102 80V81H101ZM27 81V82H26ZM250 81V82H249ZM21 82V83H20ZM40 82H42V83H40ZM45 82V83H44ZM105 82V83H104ZM8 85H7V84ZM49 83H51L50 85H49ZM102 83V84H101ZM103 83H104V85H103ZM21 84L23 85V86H21ZM46 84V85H45ZM7 87H6V86ZM18 85V84H17ZM41 85H43V86H41ZM48 85V86H47ZM101 85V86H100ZM140 85V86H139ZM139 85H132V88H131V86H129L127 89H129V90H135V93L136 94H140V95H144V96H146V87L144 86H142L141 84H139ZM25 86H28V87H26V89H27V91H29L30 90V92H26V90H25ZM53 86V87H52ZM135 86V87H134ZM139 86V88L138 89H136L137 87ZM148 86V85H147ZM257 86H258V84H257ZM5 87H6V89H5ZM23 87V88H22ZM42 89H41V88ZM46 87V88H45ZM28 88H30V89H28ZM144 88V89H143ZM18 89V90H17ZM19 89H20V91L22 92H19ZM22 89H24L25 91H23ZM31 89H32V92H34V93H32L31 92ZM44 89V90H43ZM49 89V90H48ZM105 89V90H104ZM143 89V90H142ZM35 90V91H34ZM53 90V91H52ZM127 91V92H129V93H132L131 91ZM138 90H139V92H138ZM145 90V91H144ZM140 91L142 92V93H140ZM143 91H144V93H143ZM258 91V94L256 93V95L257 96H261V95H264V94H260V92L259 91H261L260 90V88H259V90H257ZM37 92V97H35V93ZM45 92V93H44ZM49 92V93H48ZM64 92H66L68 95H69V97L68 98H62L63 97V95H64ZM262 92V91H261ZM17 93V94H16ZM28 93H29V95H31V94H35V95H33L34 96V98H36V99H39L40 98V96H41V98H40V100L41 101H43V102H41L40 100L39 101H37L36 103L34 102V100L35 99H33L32 98V96H29L28 95ZM107 93V92H106ZM21 94H25V95H21ZM27 94V95H26ZM40 94H42L43 95V97H44V99H43V97H42V95H40ZM62 94V95H61ZM39 95V96H38ZM124 95H125V93H123V91H122V94L120 95V98H121V100H123V98H124ZM19 96V97H18ZM22 96H23V98H22ZM25 96H26V98L29 100H27L26 98H25ZM31 97V99L30 98H28V97ZM61 96V97H60ZM9 97V98H8ZM47 97V98H46ZM12 98V99H11ZM25 98V99H24ZM48 98H49V100H48ZM87 98V99H86ZM10 99V100H9ZM19 99V100H18ZM23 99V100H22ZM21 100V101H20ZM28 101V103H27V101ZM31 100H33V101H31ZM49 102H48V101ZM68 100H69V102H68ZM46 101V102H45ZM24 102H26L25 103V105H24ZM34 103L35 104V107H34V104L32 105L31 103ZM38 103H39V105H40V107L39 106H37L38 105ZM48 103V104H47ZM21 104H23L24 106L23 107H21L20 108V106H21ZM31 104V105H30ZM37 104V105H36ZM43 105V106H42ZM53 105V106H52ZM257 105V104H256ZM3 106H6L5 104L4 105H0V108H3ZM42 106V107H41ZM259 106H260V104H259ZM32 107V108H31ZM34 107V108H33ZM49 107V108H48ZM19 108V109H18ZM40 108H42V109H40ZM44 108V109H43ZM48 108V109H47ZM30 109V110H29ZM40 109V110H39ZM23 110L25 111L26 110V112H23ZM27 111H31L30 112V114H29V112L27 113ZM42 111H43V113H42ZM47 111V112H46ZM49 111V112H48ZM51 111H53V112H51ZM32 113V114H31ZM48 113H49V116H48ZM0 114V115H1ZM30 116H29V115ZM34 114V115H33ZM40 114V115H39ZM160 115H157L156 116V123H155V127H153V129L151 130V132L146 136V145H148V148H150L151 149V151L155 154V155H157V158L155 159V160H152L150 163H149V171H148V175H147V177L146 178H141L140 176L138 177V175H135L133 178L134 179H132V183H137V187H136V189H135V191H132V192H130L129 193V198H128V200L127 201H125L124 203H123V205H122V208H121V211L119 210V208H118V206L120 205V202H118L119 200H109L108 201V205H107V207H108V210H106L107 209V207H105L106 209H104L105 210V212H104V210H100V213H101V211L103 212V214H102V216L100 217V218H98L99 216L98 215H100V214H97V216L98 217H95L96 215L95 214H92L90 217L93 219V221H92V223H91V221L89 222V220H88V222L87 221H85V220H87V219H83V218H81V219H79V218H75L72 214H73V212H71L70 210H69V208H68V206H66V205H55V208H58L59 209V213L61 214H59L60 215V217H62L61 219H62V221L64 220V222H66V223H64V224H66V226L65 227H62L61 228V226L60 227H58V226H56L55 224H51V223H47L48 221H47V219H45V218H41V219H39L37 216H35L34 214H32L31 213V216H30V213H27L26 211L24 212L23 210H21L19 207H17L16 205H14V206H10V205H8V204H6L1 198H0V203H2V204H0V213H2L1 215H4V216H6V217H8L10 220H13L14 221V223H12V228L11 229H13L14 227V225H16V226H20L19 224L23 221V219L25 220V221H23L24 223L27 221L28 223H30L32 226H34L36 229H38L41 233H43L44 235H45V237L44 238H46V240L48 241V242H50V240L51 241H53L54 243H56L55 244V247H56V249L55 248H50L49 247V245L47 244V243H43V244H41L40 243V245H39V247H43V249L41 250V253H43L44 251V254H46V253H48L49 255H51V256H53L52 258H54V256H57L60 260H61V264H106V263H108V264H125V263H128V262H126L125 261V258H124V260L121 258V254L122 255H124L125 253H127L128 255H132L131 253H130V251H132V250H134L135 251V254L137 255V256H140V255H142V251H146V253H144V254H148V252L151 250H155V251H157V253L158 252H160L161 254H162V256L164 255L165 257H169L170 259H169V261L171 262V264H202V262H200L197 258L195 259L193 256H190L191 255V253L192 252H190V251H185V250H183V248H181L182 246L184 247V243H186V245L188 244V243H190V242H192L193 240V243H195V241H197V242H199L200 243V247H204L205 248V246H206V248H207V246H210V245H207V241H206V238H204V236L205 235H209L210 233H211V231H212V229L213 230H215L214 232H215V234H214V236H215V238L219 235V236H221V237H219V238H222V236L225 238V236H224V234H225V231H226V229H227V225H235L236 226V233H239V234H235V237L234 236H232L231 237V240H232V243H233V245H235V249H233L234 250V252L236 251V252H238L237 254H236V252L235 253H231V251L229 252V250H227V249H225V248H223V251H222V246H218L219 248H218V251H215L214 250V252L212 251V250H210L209 252H210V254H209V252H207L206 251V254L209 256V257H211V254L212 255H216V252H217V257H219L220 256V258L221 259H223V262H221L222 260H220V261H218V263L219 264H224L225 262H227L226 264H247V263H249L248 261L250 260V263L251 262H253V260H257V261H255V262H261V264H263L264 262V248H262V247H264V234H263V229L261 228V227H264V225L262 224V223H264L263 222V218H264V185L263 186H261V188L259 187L257 190H259V192H257L258 194H259V196H256V194L257 193H254V194H251V195H247L248 193H243L244 191H246V189H249L251 186H253L254 184L256 185H258V184H260V182L262 181V180H264L263 178L262 179H260L259 181L260 182H258V180L257 179H259L261 176H259V177H257V179H256V176L257 175H255V173H256V170L258 171V167L256 168V166H254V163H255V165H257L258 163L260 164L261 163V165H263L264 164V148H263V146L261 147L260 146V144L261 143H264V141H262V142H260L261 140H264L263 138H264V128H262V132H261V128H260V126L258 127V125H257V127H256V125L254 126V128L248 133L247 132V128H243V130L241 131L239 128V130L241 131V132H244L243 133V135H242V133L237 129V131H239V132H236L237 133V135L239 134V133H241V134H239L238 136H237V139L234 141V143H235V145L237 146V149H236V146L235 145H233V149H234V151L236 152V150H238L239 149V146H240V148H243L242 149V151H241V149L240 150H238L237 152L239 153L237 156H238V158H237V156L236 157H230V158H228V159H230V161L228 160V159H226L225 161V165H228L227 167L224 165L223 166V168H222V170L224 169V167L227 169L229 166L230 167H232L233 169H234V165L236 164V166L238 167V169L240 168V169H243L244 168V166H242V165H245V168L247 167V166H249V165H247L246 166V163L248 162V164L250 163V165H251V163L253 162V166H254V168H253V166L250 168V166H249V169H247V171L249 172V171H251V169H253V173H252V171H251V174H254V176L255 177H253V178H255L256 180L255 181H253L252 180V178H251V180L248 182V183H246V185H244L243 184V187L241 186V185H239V187L241 188L240 190H239V193H241L242 192V188H243V192H242V195L243 194H245V196L243 197L241 194H239L237 191V193H238V195H237V193H235V191H233V195H234V198H235V196L237 197V198H239V197H241L240 199H233V195L231 194H229V193H231L232 191L231 190H233L234 188H236V190L237 189H239V187H236V186H238L236 183H233V185L231 184V185H229V181H228V185H227V181L224 179V181L225 182H223V180H220V179H223V176L225 175V174H223L220 170V172L218 173L219 174V176H218V181L217 180H214V179H216V178H212V180L211 179H209V181H208V183L210 182V186H214V183L216 184V186H214V187H211L212 189H210V186H207L206 187V189H210V190H206V192L204 193V194H202V197H203V195H204V197H206L208 200H203L204 199V197H203V199H202V197H201V195L199 196L198 195V193H193V192H195V191H193V181L192 180H190V179H187L186 178V176H189V175H185V178L184 179H182L181 180V178H179L178 176H175L173 173H172V171H170V168L166 165V162L164 161L165 160V155H167L168 154V149H170L171 148V145L172 144H168L167 145V150H166V148H165V150L161 153L160 151H159V149L157 148V145H156V143H157V138L156 137H160V138H162L163 139V137L164 136H162V135H164L163 134V132H165L164 130H165V128H166V126L165 125H167L168 123H167V121H166V118H165V114H161V113H159ZM23 115V116H22ZM31 115H33L32 116V118H31ZM46 115L49 117V118H47L46 117ZM9 116V117H8ZM12 116V117H11ZM23 118L22 120H21V118ZM29 116V117H28ZM14 117L16 118L15 120H14ZM29 119H31V121H32V119H33V117H34V121L33 122H31L30 124L29 123H23V121H24V119H25V121H26V119L27 118ZM43 117H46L45 119L43 118ZM7 118V119H6ZM13 118V119H12ZM19 118H20V120H19ZM35 118L37 119V120H35ZM41 118V120H40V122L38 121L39 119ZM4 119H5V121H4ZM10 119V120H9ZM46 119H49V120H47L46 121ZM11 120H13L12 122H11ZM21 121L20 122V124L23 126V128H21L20 127V129H24V127H25V129L22 131V133H21V130L19 131V126H20V124L18 123L19 121ZM42 120H44V122H42V124H41V121ZM263 120V119H262ZM18 121V122H17ZM24 121V122H25ZM36 121H38V123L36 124L35 122ZM4 122V123H3ZM8 122V123H7ZM14 122V123H13ZM46 122V123H45ZM262 121H260V123H261ZM6 123V124H5ZM11 123V124H10ZM16 123H18V125L16 124ZM263 123V122H262ZM14 124H16V126L14 125ZM32 124V125H31ZM264 124V123H263ZM262 124V126H264ZM6 125V126H5ZM8 125V126H7ZM10 125V126H9ZM12 125V126H11ZM25 125H27V128H26V126ZM45 125H47V126H45ZM49 125H51L52 126V124L50 123ZM180 125H181V123L180 124H177V125H175L174 127H173V129H172V132L174 133V135L177 137V135H178V133H179V129H180ZM5 126V127H4ZM34 128H33V127ZM158 126H160L159 127V129H160V134H158L157 133V128H158ZM9 127V128H8ZM28 127H30V128H28ZM45 127V128H44ZM50 129H49V128ZM3 128V130H1ZM6 128H7V130H6ZM13 129V132L11 131L12 129ZM15 128H17V129H15ZM32 128V129H31ZM44 128V129H43ZM48 128V129H47ZM258 128H260V129H258ZM9 129V130H8ZM11 129V130H10ZM28 129V130H27ZM34 129V130H33ZM242 129V128H241ZM258 129V130H257ZM4 130H6V131H4ZM52 130V129H51ZM7 132V134H4V132ZM10 131V132H9ZM18 131V133H16V132ZM26 131V132H25ZM178 131V132H177ZM253 131V132H252ZM258 131H260V132H258ZM15 132V133H14ZM30 132H31V134H30ZM41 132H42V134H41ZM64 132H65V130H64ZM256 132V133H255ZM9 133V134H8ZM21 135H20V134ZM261 134V135H259V134ZM4 136H3V135ZM17 134H19L18 136H17V138H20V139H17L15 136L17 135ZM23 134V135H22ZM39 134L40 135H42V136H39ZM44 134V135H43ZM246 135V137H245V135ZM249 134V135H248ZM255 134H257V135H255ZM8 135V136H7ZM248 135V136H247ZM259 135V136H258ZM5 136H6V138H5ZM20 136V137H19ZM28 136H30V137H28ZM37 136V137H36ZM38 136H39V138L41 139V138H43V139H41V140H43L42 142H40V140H39V138H38ZM261 136H262V139H261ZM11 137V138H10ZM12 137H15V138H12ZM22 137H24L23 139H21ZM28 137V138H27ZM32 137L35 139H32ZM45 137V138H44ZM175 137V138H176ZM256 137L258 138V137H260V138H258L260 141H258V139L256 140ZM25 138H26V140H25ZM46 138V139H47ZM125 138V137H124ZM244 138H248V140L247 139H244ZM12 141H11V140ZM14 139V140H13ZM16 139V140H15ZM242 139V140H241ZM251 139V140H250ZM22 142H21V141ZM24 140V141H23ZM31 140V141H30ZM36 140H38L39 142H37ZM238 140V141H237ZM247 140V141H246ZM250 140V141H249ZM255 140V141H254ZM15 141V142H14ZM19 141V142H18ZM25 141H27V142H25ZM231 141H232V139H231ZM231 141L229 142V140L227 141V145H229L230 143H231ZM237 141V142H236ZM243 141H245V142H243ZM257 141V142H256ZM7 142V143H6ZM48 142H49V140H48ZM228 142H229V144H228ZM251 142V143H250ZM252 142H254V144H252ZM260 142V143H259ZM10 143V144H9ZM42 143V144H41ZM242 143V144H241ZM244 143V144H243ZM7 144L9 145V146H7ZM238 144V145H237ZM259 144V147H261L260 149H262V150H260V149H257L256 147V145H258ZM242 145H243V147H242ZM3 146V147H2ZM43 146H45V147H43ZM168 146H169V148H168ZM249 146V147H248ZM256 146V147H255ZM5 147H7V149H5ZM235 147V148H234ZM251 147V148H250ZM254 147V149L255 150H253L252 148ZM4 148V149H3ZM9 148V149H8ZM49 148V149H48ZM244 148H246V149H244ZM249 148V149H248ZM3 149V150H2ZM51 149H52V151H51ZM236 149V150H235ZM252 150V154L250 153V152H248V154L251 156V155H253V156H251L252 158H253V160L251 159V157H249L248 156V154H245V153H247V152H245V153H243L244 152V150ZM10 150V151H12L11 152V154H10V152H8V151ZM241 151V152H240ZM254 151V152H253ZM257 151V152H256ZM259 151V152H258ZM263 151V153H260V152H262ZM166 152V153H165ZM236 152V153H237ZM6 153V154H5ZM7 153H9V156H8V154ZM56 153V154H55ZM242 155H241V154ZM258 153V154H257ZM52 154H54V155H56V156H54V155H52ZM260 154V155H259ZM261 154H263L262 156H261ZM4 155L6 156V157H4ZM240 155V156H239ZM243 155H244V157H243ZM260 157H259V156ZM164 156V157H163ZM247 156V157H246ZM259 158H258V157ZM25 157V158H26ZM250 158L249 160L247 159V158ZM24 158V157H23ZM41 160H40V159ZM239 158H241V159H239ZM261 158H263V160L261 159ZM3 159V160H2ZM234 159V160H233ZM237 159H239L238 160V162H237ZM256 159V160H255ZM232 160V161H231ZM235 160H236V162H235ZM243 160H247V162L246 163H244V161ZM250 160H252V161H250ZM242 161V162H241ZM256 161L258 162L257 164H256ZM15 162V163H14ZM228 162V163H227ZM232 162H234V163H232ZM240 162V163H239ZM40 163V164H39ZM176 163H180L179 161H178V159H176ZM263 163V164H262ZM20 164V163H19ZM39 164V165H38ZM232 164H234L233 166H231ZM258 164V165H259ZM12 165V166H11ZM20 165H22V163L20 164ZM163 165V166H162ZM257 165V166H258ZM51 166V165H50ZM159 166V167H158ZM242 166V167H241ZM15 168V170H13L14 168ZM17 167V168H16ZM160 167L161 168H164V171L163 170H159L160 169ZM230 167L228 168L229 170H231L230 169ZM237 167H235L236 168V172L232 169V171H234L235 172V175L236 176H244V173H245V168L243 169V170H241V171H243V173L242 172H240V174L238 173V171H240V170H238L237 169ZM49 168H50V170H49ZM52 166L51 167H48L47 169H48V172H51L50 174H52L54 171V167L52 168ZM262 168V169H261ZM261 168H260V165H259V170H262V172H264V165L263 166H261ZM19 169V171L21 172H19V171H17ZM37 169V170H36ZM226 169H224V172H226L227 170ZM52 170V171H51ZM160 171V172H159ZM166 172V173H165ZM228 172V171H227ZM255 172V173H254ZM18 173V174H17ZM36 173V174H35ZM55 173V172H54ZM53 173V174H54ZM172 173V174H171ZM223 175H222V174ZM258 173V175H260L259 173H261V171H259V172H257ZM21 174L23 175L22 177L23 178H21L20 176H21ZM153 174H154V176H153ZM166 174V175H165ZM264 174V173H263ZM168 175V176H167ZM174 175V176H173ZM20 177V179H19V177ZM159 176V177H158ZM14 177V178H13ZM136 177H138V178H136ZM151 177H152V179H151ZM214 177V176H213ZM219 177H222V178H219ZM18 178V179H17ZM52 178V177H51ZM155 178H158V182H159V184L157 185V187H160V185L161 184H165V187L167 188V196H170V192H169V190H168V185H167V182L169 183V182H171L172 183V190H173V186H174V188H175V192H176V197L177 198H179L178 199V205L176 206V209H175V207H173V205L169 202V204H168V201L166 200V198H162V199H160V203H161V207H160V205H158V208H160L158 211H156V212H153V211H150L149 213H147V215L146 216H148L147 218H148V221L149 222H147V218H144V216L141 214V209L144 207V208H146L145 206H142V205H139L137 208H133L132 209V211H131V213L130 214H128L127 215V213L125 212L126 211V209H127V207L129 206V203H130V201L131 200H133L134 198H136L137 196H138V194L139 193H141V192H143L144 190V192H143V194H147V193H149L148 191H150L151 192V190L149 189L151 186V189L153 188V183L152 182H155ZM170 178V179H169ZM4 179H6V180H4ZM22 179H24L23 181H22ZM148 179H150V180H148ZM167 179H168V181H167ZM186 179V180H185ZM27 180H28V182L29 183H27ZM169 180H171V181H169ZM180 182H179V181ZM188 180V181H187ZM15 181V182H16ZM18 181V182H19ZM26 181V182H25ZM211 181H214V183L213 182H211ZM254 182V183H252L251 184V182ZM31 182H32V184H31ZM149 182V183H148ZM219 183L220 185H221V187H222V184H225V185H227V187L228 186H234V187H226L225 185H223L225 188H226V190H223V189H221V187L219 186V184H217V183ZM221 182H223V183H221ZM17 183V182H16ZM148 185H147V184ZM211 183H212V185H211ZM232 183V182H231ZM250 183V184H249ZM261 183H263V181L261 182ZM23 184H25V185H23ZM139 184V185H138ZM150 184H152V185H150ZM19 185V184H18ZM143 185V186H142ZM150 185V186H149ZM192 187H191V186ZM217 185H218V187H217ZM251 185V186H250ZM181 186V187H180ZM187 186V187H186ZM246 186V187H245ZM145 187H147V188H145ZM220 187V188H219ZM116 188V187H115ZM114 188V189H115ZM145 188V189H144ZM183 188H185V189H183ZM215 188H217V190L216 191H218L219 192V194H218V192H216V194L217 195H222V196H224V197H222L221 195H220V197H218L217 196V198H216V195H215V192H214V189ZM223 188V187H222ZM138 189V190H137ZM144 189V190H143ZM187 189V190H186ZM219 189L221 190V191H219ZM227 189H229V190H227ZM125 190V189H124ZM143 190V191H142ZM189 190H192V191H189ZM213 190V191H212ZM222 190H223V194H222ZM126 192H129V190H125ZM138 193H137V192ZM188 193H187V192ZM227 191V192H226ZM230 191V192H229ZM2 192V191H1ZM191 192V195L189 196V193ZM229 192V193H228ZM209 193H210V195H209ZM211 193H212V195H211ZM214 193V194H213ZM227 195H226V194ZM6 194V193H5ZM4 194V192H2V193H0V196H2V197H4V198H6L7 200H9L7 197H6V195ZM169 194V195H168ZM207 194V195H206ZM257 194V195H258ZM181 195V196H180ZM192 195H195V196H192ZM227 196V198L230 196V197H232L231 199H230V197L228 198V199H230L229 200V202L228 201H225V200H227V198H226V196ZM241 195V196H240ZM190 197V198H188V197ZM198 196V197H197ZM215 196V197H214ZM263 196V197H262ZM191 197H195V198H191ZM201 199H200V198ZM211 197H214L213 199L211 198ZM198 198V204L199 203H203L204 202V204L206 203V201H208V203H206V206H204V204H199V206H196V205H198L197 204V202H196V199ZM220 198V199H219ZM247 198V199H246ZM104 199L107 201L108 200V194H106L105 193V195H104ZM188 199V200H187ZM200 199V200H199ZM212 200L211 202H212V204L214 205L215 204V208H213L214 206L213 205H211V203H210V201L209 200ZM244 199V200H243ZM192 200V201H191ZM195 200V201H194ZM203 200V201H202ZM215 200V201H214ZM223 200V201H222ZM236 200V201H235ZM10 201V200H9ZM52 201H54V200H52ZM181 201H183V202H181ZM189 201H191V202H195V204L196 205H194V203L192 204L191 202H189ZM202 201V202H201ZM230 201H232V202H230ZM241 201V202H240ZM243 201V202H242ZM10 202H12V201H10ZM48 202H49V204H51V202L48 200ZM182 203V205H181V203ZM224 202V203H223ZM248 202V203H247ZM13 203V202H12ZM184 203V204H183ZM210 203V204H209ZM220 203V204H219ZM223 205H222V204ZM238 203V204H237ZM248 204L249 206H250V204H251V208H249V206L248 205H245V204ZM146 205H147V207L149 206L147 203H145ZM207 204H208V206H207ZM218 206H217V205ZM234 204L236 205V207L234 208V209H236L235 211H237L236 213H235V211L234 210H232V208L234 207ZM256 207V209H257V211H258V213H260V214H258L257 213V211H255L254 210V206ZM204 206V208L205 207H207V208H203V210L202 209H200L199 210V207H203ZM232 205H233V207H232ZM247 206V207H244V206ZM6 206V207H5ZM60 208H59V207ZM63 206V207H62ZM106 206V205H105ZM192 206V207H191ZM194 206V207H193ZM211 206H213L212 207V209H211ZM229 208H228V207ZM232 208H231V207ZM240 206V207H239ZM253 206V207H252ZM6 209H5V208ZM182 207V208H181ZM184 207V208H183ZM190 207V208H189ZM196 207H198V209L196 208ZM219 207V208H218ZM241 207H243L244 209H242ZM62 208V209H61ZM110 208L112 209V210H110ZM118 208V211H119V213H117V214H115V210ZM124 208V209H123ZM246 208V209H245ZM249 208V209H248ZM63 209H65V210H63ZM114 209V210H113ZM183 209V210H182ZM194 209V210H193ZM196 209H197V211L198 212H194V211H196ZM209 209V210H208ZM241 209V210H240ZM248 209V210H247ZM251 209H252V213L253 214H251ZM176 210V211H175ZM186 210V211H185ZM230 210H232L231 212H230ZM9 211V212H8ZM65 211V212H64ZM90 211V210H89ZM91 211H93L92 209H91ZM91 211H90V214H91ZM99 211V210H98ZM117 210H116V212H118ZM206 211V212H205ZM209 211V212H208ZM240 211H243V212H240ZM5 212V213H4ZM11 212V213H10ZM68 212V213H67ZM125 212V213H124ZM153 212V213H152ZM192 212V213H191ZM203 212H205V214L203 213ZM246 212H248V214L246 215L245 213ZM254 212H255V214H254ZM70 213V214H69ZM107 213V214H106ZM151 213V214H150ZM198 213V214H197ZM200 213V214H199ZM202 213V214H201ZM235 215H234V214ZM13 214V215H12ZM115 214V215H114ZM144 214H146V213H144ZM154 214V215H153ZM197 214V215H196ZM233 214V215H232ZM33 215V216H32ZM72 215V216H71ZM89 214H87V216H88ZM195 215V216H194ZM67 216V217H66ZM116 216V217H115ZM128 216V218H126ZM154 216V217H153ZM184 216V217H183ZM240 216H242L241 217V219H240ZM251 218H250V217ZM255 216H257L256 218L253 217ZM261 217V219H260V217ZM35 217V218H34ZM70 217V218H69ZM106 217V218H105ZM112 219H111V218ZM174 217H175V219H174ZM177 217V218H176ZM238 217V218H237ZM244 217V218H243ZM246 217H247V219H246ZM263 217V218H262ZM20 218H21V220H20ZM126 220H125V219ZM149 218L150 219H152V220H149ZM186 218V219H185ZM242 218H243V220H242ZM249 218V219H248ZM257 218H259V219H257ZM71 219V220H70ZM73 219V220H72ZM82 219H83V221H82ZM107 219H109L108 221H107ZM183 221H182V220ZM231 219H234L235 220V222L236 223H233L234 222V220H231ZM257 221H256V220ZM15 220H17V221H15ZM40 220V221H39ZM46 220V221H45ZM98 220H99V222H98ZM104 220V221H103ZM106 220V221H105ZM121 220H125L124 222L123 221H121ZM128 220H129V223H127L128 222ZM229 220V221H228ZM238 220V221H237ZM248 220V221H247ZM250 220H252L251 222H249ZM255 220V221H254ZM261 220V221H260ZM78 221V222H77ZM146 221V222H145ZM153 221V222H152ZM232 221V222H231ZM243 221V222H242ZM26 222V223H27ZM81 222V223H80ZM121 222V223H120ZM134 222V223H133ZM137 222V223H136ZM197 222V223H196ZM207 222V223H206ZM209 222V223H208ZM238 222H240V223H238ZM252 222H254V228H252ZM259 222V223H258ZM260 222H262V223H260ZM80 223V224H79ZM84 225H83V224ZM88 225H87V224ZM91 223V224H90ZM226 223H229V224H226ZM230 223H232V224H230ZM243 223V224H242ZM256 223V224H255ZM45 224V225H44ZM49 224V225H48ZM72 224L74 225V227L72 226ZM107 224V225H106ZM200 224V225H199ZM201 224H202V226H201ZM238 224H240V225H242V226H244V227H242V226H240V229H237V227L239 228V225ZM260 224V225H259ZM54 226V228L52 227V226ZM238 225V226H237ZM67 226H68V228H67ZM260 226V227H259ZM0 227H1V229H0V236L1 237H3L4 238V240H5V243H4V245H1V250H0V264H3V262H4V264H6V261L8 260L9 262H7L8 264H22V262L21 261H17L18 260V255H20V253H21V247L23 246V245H25V244H27L28 243V241H29V244L30 243H32L31 242V238L30 237H32V236H34V234L33 233H29L28 231V229H25V231L24 230H22V228L21 227H19V228H21L19 231H21V232H14L13 234V236L12 237H14V238H8V234L6 233V231H5V228L2 226V225H0ZM70 227V228H69ZM150 229H149V228ZM152 227V228H151ZM203 227V228H202ZM210 227H211V229H210ZM251 227V228H250ZM59 228V229H58ZM67 228V229H66ZM101 228V229H100ZM62 229V230H61ZM65 229V230H64ZM68 229H69V232H68ZM209 229V230H208ZM244 229V230H243ZM245 229H247V230H245ZM262 229V231H260ZM149 230H151L150 232H149ZM191 230V231H190ZM211 230V231H210ZM223 230V231H222ZM242 230H243V232H242ZM54 231V232H53ZM149 233H148V232ZM210 232V233H207V232ZM221 232V233H220ZM222 232H224L223 234H222ZM249 232L250 234H248V235H254V236H252L253 237V239H252V241H251V239L249 238V237H247V233ZM153 233V234H152ZM202 233V234H201ZM207 233V234H206ZM213 233V232H212ZM217 233H218V235H217ZM220 233V234H219ZM244 233V234H243ZM246 233V234H245ZM24 235V236H22V235ZM259 234H263L262 236L263 237H259V236H257V235H259ZM32 235V236H31ZM76 235V236H75ZM153 235V236H152ZM19 238H18V237ZM22 236V237H21ZM206 236V237H207ZM237 236H239V237H241V238H239V237H237ZM244 236H245V238H244ZM0 237V238H1ZM9 237H11V236H9ZM17 237V238H16ZM26 239H25V238ZM28 237H29V239H28ZM83 237V238H82ZM251 237V238H252ZM33 238V237H32ZM208 238V237H207ZM233 238V239H232ZM243 238H244V240H243ZM249 238V239H248ZM254 238H257L256 240L254 239ZM263 238V239H262ZM19 241L20 240V242H21V244H23V245H20L19 243L17 244V241ZM27 241L26 243H25V240ZM236 241H235V240ZM237 239L239 240L238 242H240L241 240H242V242H240V243H238L237 242ZM13 240H15V241H13ZM119 240V241H118ZM122 240V241H121ZM247 240H249V241H251V242H249V241H247ZM8 241V242H7ZM35 241V240H34ZM154 241V242H153ZM236 243H235V242ZM244 241H245V243H247V245H245L244 244ZM247 241V242H246ZM259 242V245L260 246H258V245H256V243L258 244V242ZM11 242V243H10ZM14 242V243H13ZM16 242V243H15ZM36 242H38V240L36 241ZM77 242V243H76ZM256 242V243H255ZM181 243V244H180ZM235 243V244H234ZM238 243V244H237ZM251 243H252V245H253V247H252V245H251ZM254 243V244H253ZM14 244H16V245H14ZM32 244H34V242L32 243ZM82 244V245H81ZM204 244V245H203ZM251 246H250V245ZM11 245V246H10ZM13 245H14V247H16L15 249H14V247H13ZM57 245V246H56ZM117 245V246H116ZM122 245V246H121ZM245 245V246H244ZM249 245V246H248ZM255 245V246H254ZM7 246L9 247H12V250L11 249H8L7 248ZM18 246V247H17ZM21 246V247H20ZM37 246V245H36ZM47 246V247H46ZM120 246V247H119ZM238 246H240V248L238 247ZM9 247V248H10ZM50 249H49V248ZM59 247H60V249H59ZM116 247V248H115ZM245 248L246 247V249H242V248ZM251 247H252V249H251ZM255 247V248H254ZM7 248V249H6ZM110 248H113V250L112 251H110ZM115 248V249H114ZM123 248V249H122ZM144 250H143V249ZM210 248V247H209ZM253 248H254V250H253ZM46 249V250H45ZM47 249H49V250H47ZM62 249V250H61ZM120 251H119V250ZM128 249V250H127ZM132 249V250H131ZM150 249V250H149ZM214 249V248H213ZM225 249V250H224ZM241 249H242V251H241ZM252 251H251V250ZM256 249H258L257 251H259L260 249H262V251L260 250L258 253H256L257 251H256ZM10 250V251H9ZM20 250V251H19ZM44 250V251H43ZM60 250V251H59ZM69 251L70 253H72V255L70 254H64V253H66L65 251ZM125 250H126V252H125ZM142 250V251H141ZM148 250V251H147ZM203 250V249H202ZM205 250V249H204ZM222 251V253H220L221 251ZM227 250V251H226ZM232 250V249H231ZM232 250V251H233ZM246 250V251H245ZM9 251V252H8ZM14 251V252H13ZM119 251V252H118ZM122 251V253H120ZM166 251V252H165ZM220 251V252H219ZM245 251V252H244ZM12 253V256L11 255H9V254H11ZM63 252V253H62ZM102 252V253H101ZM125 252V253H124ZM163 252H164V254H163ZM188 254H186V253ZM190 252V253H189ZM219 252V253H218ZM224 252V253H223ZM230 254H229V253ZM243 254H242V253ZM250 252V253H249ZM256 254H255V253ZM9 253V254H8ZM140 253V254H139ZM225 253H227V254H225ZM239 253H241V257H240V255H239ZM247 253H249V255L252 257H254V256H257V257H254V258H249V260L247 259V256H245ZM252 253V254H251ZM205 254V253H204ZM220 254V255H219ZM226 255V256H224L225 258H226V260H225V258H223V255ZM228 254H229V261L231 262V263H229V261L227 260L228 258H227V256H228ZM245 254V255H244ZM258 254H259V257H258ZM4 257H3V256ZM9 255V256H8ZM75 257H74V256ZM207 255H205V257L204 258H208V257H206ZM244 255V256H243ZM260 255H262V256H260ZM11 256V258H10V260L8 259L9 257ZM67 256V257H66ZM94 256V257H93ZM111 256H112V259H111ZM146 256V255H145ZM159 256H160V254H159ZM190 256V257H189ZM232 256H235V258L234 257H232ZM236 256H239V258L238 257H236ZM3 257V258H2ZM17 257V258H16ZM68 257H69V260H68ZM71 257V258H70ZM74 257V258H73ZM157 257V258H156ZM155 257V259H157V260H154V261H156V262H153L152 260L151 261H149V262H151L150 264H157L159 261V257L158 256H156ZM161 257V256H160ZM244 257H245V259H244ZM261 257H263V258H261ZM7 258V259H6ZM66 258H67V260L68 261H66ZM74 260H73V259ZM117 258V259H116ZM163 258V257H162ZM198 258H200V256L198 257ZM201 258H203V257H201ZM220 258H217L216 260H215V262H217V260H219ZM231 258V259H230ZM259 258V259H258ZM34 259V258H33ZM31 260V263L32 264H38V262H37V260L36 259H34V260ZM64 259H65V261H64ZM76 259H77V261H76ZM122 259V260H121ZM190 259V260H189ZM236 260V263H235V260ZM238 259H239V261H238ZM243 259V260H242ZM58 259L56 258V262H55V260L54 261H51V262H49L48 264H54V263H58L59 264V260L57 261ZM82 260V261H81ZM99 260H101V261H99ZM144 260H146V258L144 259ZM241 260H242V262H241ZM262 260V261H261ZM128 261H130L131 262V264H139V262H137V263H134L135 262V259L134 260H132L131 261V259H129ZM147 261V260H146ZM146 261H143V262H141V264H145L144 262H146ZM197 261V262H196ZM234 261V262H233ZM77 262V263H76ZM112 262V263H111ZM119 262V263H118ZM200 262V263H199ZM207 262H212V261H210V259H208L207 260ZM247 262V263H246ZM263 262V263H262ZM40 263V262H39ZM147 264H148V261L146 262ZM159 264V263H158Z\"/></svg>",
    "mask_w": 264,
    "mask_h": 264
}]
</instances>
